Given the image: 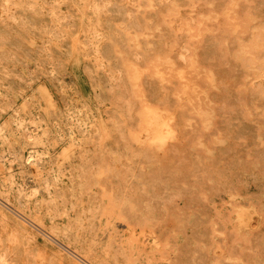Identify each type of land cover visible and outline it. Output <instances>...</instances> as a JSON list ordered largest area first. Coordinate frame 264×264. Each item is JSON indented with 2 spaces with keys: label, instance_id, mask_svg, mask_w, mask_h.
Returning <instances> with one entry per match:
<instances>
[{
  "label": "bare ground",
  "instance_id": "6f19581e",
  "mask_svg": "<svg viewBox=\"0 0 264 264\" xmlns=\"http://www.w3.org/2000/svg\"><path fill=\"white\" fill-rule=\"evenodd\" d=\"M35 1L37 0H0V4H2L4 6V9L6 10H10L12 7H17V8H32L31 4H34ZM75 3H80L82 0H74ZM87 0H85L86 2ZM103 1V2H102ZM117 0H90L92 9L89 10L87 12L86 8H87V4H80L79 9L81 8V10L79 11V17H78V24L79 26L82 27V29L84 27L87 28L89 34L87 36V40L83 39L81 37V40H79V38H77L76 40H74L73 42V49H72V53H73V57L75 58V60L82 64V62L84 63V56L85 54L87 55L89 52H91L90 54L93 53L94 57V63L95 66H99V65H105L106 66V70L108 71L107 73V81L109 82V84H111V86L107 85V89L109 90V97H107V95L103 93L102 88L104 91H106V87L104 86V78H100L99 74L102 73V71L96 75H93L91 78L93 79L91 83H93L94 89L95 87H101V91L96 93L95 96V101H97V108H92L87 110L88 114L87 117H91L92 122H94V126L95 129H92V132L90 133V131L88 130L89 133H82L79 134L76 133V125L74 128L75 130H72L69 132V136L71 139L73 140H78V145L75 142H72L71 144V149L68 150L67 145H65L66 149L64 148L63 152H61L62 154V161H55L56 158L52 156L48 158L49 160L43 161V162H38L36 163L33 167H32V171L34 173H37L38 175H41V182L39 183L40 185H42L45 190V192L43 193L44 197H35V205L36 207H44L46 209V214H48L49 220H52L51 223L49 222V226L48 229L50 231V233H52V235H57L59 236L62 240V242L64 241V244H66V246L69 248V246H72L74 249L70 250L73 254H75V257L78 256L80 254V256H82V258H84V261H88V263L90 262L91 264H208L209 263V258L211 260L210 257L212 251L217 248V247H226L228 249V245L227 244V239L231 240V243L229 242V244H232L231 246H236L237 243V239L240 238L238 237L240 235V229H239V225H241L240 223H237L236 226H230L227 224V222L230 219H227L226 217H223V213H218V212H213L211 213L209 210L207 209H202L198 210V211H192L193 208L187 210V208L182 204L184 203L183 198L180 200L181 204L186 208V210L184 209V207H180L178 210L174 211V206L172 201L174 202L173 199H176V196L180 195V197H182L181 195V190L178 189V191H174V189L176 188H172L171 186V182L169 181V179H167V176L165 178L164 173L169 169L170 172H172L174 174V171L176 169V167H174V165H172L175 169H172L171 164H173L172 161L170 162H166L165 159L167 158V160H174L176 157L179 160L178 157H180V159L182 161H188L189 158V150L186 146H190L188 144V139L185 138V135L183 136V128L184 124L186 123V121H189V117L186 118L187 116L185 115L187 112V108H189V106L185 109L182 105V101H180V97L186 100H190L191 97V93L197 92V88H196V84L195 82L193 83L192 80L188 75H187V70L186 67H191V68H198L200 69L201 67H205L207 66L208 62H210L209 58H208V53H209V49H211V47L213 46V42H210L209 38H208V42H202L201 44H196V47H200L199 50H203V52H199L202 53V55L199 57H191V56H186V50L192 48L193 42L190 40V38L195 37V36H202L203 32L206 29H211L208 26H203L201 24V22L207 18H211V17H217L219 14L223 15V26H224V31L225 32H218L217 33V37L219 36L218 34H225L228 36H231L232 39L234 36H237L241 33V30H239V25H240V20H237L238 16L236 14H232L231 10L234 13V9L236 8L235 6L238 4V0H227V3L223 5L222 9L216 10L214 9V13L212 16H200L199 18H195L196 16L193 14H191V11H194L193 8L195 6L198 5H205V6H210L211 4L213 5V3H215L217 0H136V3L141 7L143 6L144 8H146V10L141 13L139 12L138 14H134L130 15V14H125L124 11L120 16L121 18V22L123 23H119L118 25L116 23H114V21L110 20V22H106L104 21V19L102 18V15L100 14L101 12V6L103 3L107 4L108 2H116ZM120 1V0H119ZM124 1V0H121ZM127 1V0H126ZM134 1V0H133ZM132 1V2H133ZM257 2L258 5L259 1L255 0ZM88 2V1H87ZM254 2V1H253ZM255 2V3H256ZM122 3V2H120ZM109 4V3H108ZM247 4V3H245ZM54 5V4H53ZM90 5V4H89ZM114 5V4H113ZM112 5V6H113ZM118 5V4H117ZM240 5V4H239ZM244 5V4H242ZM251 5V4H250ZM253 5V4H252ZM257 5V7H258ZM50 6V5H49ZM48 6V7H49ZM104 6V4H103ZM106 6V5H105ZM104 6V8H105ZM108 6V5H107ZM111 6V5H110ZM111 6V7H112ZM122 5H120L121 8ZM125 5L123 4L122 7H124ZM135 6V4L133 5ZM159 7V9H154L155 11L152 10H148L149 8L152 7ZM241 6V5H240ZM245 6V5H244ZM242 6V7H244ZM249 6V4H248ZM262 6V5H261ZM110 7V8H111ZM119 7V6H116ZM115 7V8H116ZM131 7V6H129ZM138 7V6H136ZM240 7V8H242ZM253 7V6H252ZM43 9V7H41ZM72 8V7H71ZM103 8V7H102ZM113 8V7H112ZM119 8V9H120ZM126 8V7H125ZM132 8V7H131ZM239 8V9H240ZM245 8V7H244ZM260 7H258V10ZM264 8V7H263ZM14 8H12L13 10ZM39 9V8H38ZM122 9V8H121ZM134 9V8H133ZM139 9V8H138ZM246 9V8H245ZM252 9V8H251ZM17 10H21V9H17ZM58 10V9H57ZM113 12L114 9H112ZM129 10V9H127ZM131 10V9H130ZM142 10V9H140ZM257 10V9H256ZM256 10L254 12H256ZM257 10V11H258ZM0 11H3L0 9ZM39 11V10H38ZM55 11V10H54ZM68 11V10H67ZM108 11V10H107ZM132 11V10H131ZM138 11V10H137ZM152 11V12H151ZM196 11V10H195ZM201 11V10H200ZM211 11V10H210ZM238 11V10H237ZM253 10H251L252 12ZM261 11V10H260ZM264 11V10H263ZM22 12V11H21ZM28 12V11H27ZM30 12V11H29ZM53 12V10H52ZM66 12V11H65ZM70 12V11H69ZM109 12H112L111 9ZM118 12V11H117ZM114 13V14H118V13ZM122 12V10L120 11V13ZM136 12V9H135ZM213 12V11H212ZM32 13V12H31ZM53 15L56 19L61 18V16L57 13V12H53ZM75 13V12H74ZM202 13V12H201ZM203 13L205 14V12L203 11ZM209 13V12H208ZM240 10H239V14H240ZM253 13V12H252ZM22 14V13H21ZM24 14V13H23ZM26 14V12H25ZM48 14V13H47ZM71 14V13H70ZM107 14V13H106ZM109 14V13H108ZM111 14V13H110ZM109 14V15H110ZM207 14V13H206ZM258 14V13H257ZM31 15H29L30 17ZM46 16V15H45ZM65 16V15H64ZM69 16V15H68ZM115 16V15H114ZM199 16V15H197ZM249 16V15H247ZM262 16L264 17V13H262ZM5 17V16H4ZM9 17V16H8ZM28 17V15H27ZM49 17V16H48ZM219 17V16H218ZM241 17V16H240ZM10 18V17H9ZM17 18V17H16ZM31 18V17H30ZM117 18V17H115ZM214 18V19H215ZM221 18V17H219ZM258 18V17H257ZM64 19V17H63ZM107 19H109L107 17ZM111 19V17H110ZM114 19V18H113ZM118 19V18H117ZM221 19V20H222ZM239 19V18H238ZM254 19V18H253ZM252 19V20H253ZM256 19V17H255ZM264 19V18H263ZM262 19V20H263ZM14 21L16 19H13ZM29 20V19H28ZM32 20V19H31ZM50 20V18H49ZM193 20H195L193 22ZM213 20V19H211ZM4 21V20H3ZM20 21V20H19ZM27 21V20H25ZM41 21V20H40ZM52 21V20H51ZM69 21V20H68ZM108 21V20H107ZM118 21V20H117ZM207 21V20H206ZM210 21V20H209ZM217 21V20H216ZM254 21V20H253ZM261 21V20H260ZM2 22V21H1ZM0 22V23H1ZM53 22V21H52ZM63 22V21H62ZM65 22V21H64ZM63 22V23H64ZM116 22V21H115ZM41 23V22H38ZM62 23V24H63ZM66 23V22H65ZM211 23V22H210ZM214 23V22H212ZM216 23V22H215ZM14 24V23H13ZM16 24V23H15ZM27 24V22H26ZM30 24V23H29ZM58 24V22H57ZM116 24V25H115ZM250 24V23H249ZM255 24V23H254ZM28 25V24H27ZM35 25V24H34ZM50 25V24H49ZM207 25V24H205ZM261 25V24H260ZM31 26V25H30ZM58 26V25H57ZM253 26V25H251ZM258 26V25H256ZM41 27V26H40ZM262 27V26H261ZM12 28V27H11ZM27 28V27H26ZM46 28V27H45ZM69 28V27H68ZM73 28V27H72ZM76 28V27H75ZM196 28V29H195ZM249 28V25L245 26L244 30H247ZM258 28V27H257ZM31 29V28H30ZM57 29V28H56ZM167 30V31H163V30ZM195 29V30H193ZM25 30V29H24ZM40 30V29H39ZM53 30V29H52ZM65 30L67 31V29L65 28ZM73 30V29H71ZM204 30V31H203ZM43 31V30H42ZM70 31V30H69ZM4 32H6L4 30ZM22 32V31H21ZM20 32V33H21ZM52 32V31H49ZM72 32V31H70ZM154 32L156 36L158 35V39H156L158 42L157 47H154V44H156L154 42L155 39H153V44L148 41H142L144 39L141 40V35L144 33H152ZM206 32V31H205ZM12 33V32H11ZM15 33V32H14ZM19 33V34H20ZM35 33V32H34ZM38 33V32H37ZM54 33V32H53ZM60 33V31H59ZM76 33V31H75ZM85 33V32H84ZM243 33V31H242ZM249 34V36H251V41L250 42H245L247 43V45H249V47L251 46L252 49H255L256 52H254L251 55V58L249 60L243 61L242 65L245 67V69H248L252 72H254L257 76H261V78H263V80L259 83H257V85L252 86V91L253 94L255 96V93L262 96L264 100V25L262 28L260 29H256V30H252L247 32ZM25 34V32H24ZM56 34V33H55ZM206 34V33H205ZM208 34V33H207ZM207 34L205 36H207ZM215 34V33H214ZM246 34V35H248ZM11 35V34H10ZM13 35V34H12ZM11 35V36H12ZM23 35V34H22ZM27 33L24 36H26ZM42 35V34H41ZM52 34H47V36H50ZM61 35V33H60ZM58 35V36H60ZM145 35V34H144ZM245 35V36H246ZM15 36V35H14ZM17 36V35H16ZM15 36V37H16ZM40 36V35H39ZM37 34V37H39ZM46 36V37H47ZM54 40H55V35H53ZM149 36V35H148ZM209 37L210 34H208ZM213 36V35H212ZM244 36V37H245ZM3 37V36H2ZM13 37V36H12ZM19 37V35H18ZM64 37V36H63ZM76 37V36H75ZM146 37V35H145ZM151 37V36H150ZM157 37V36H156ZM216 37V39H218ZM229 37V40L230 38ZM20 38V37H19ZM29 38V37H28ZM58 38V37H57ZM60 38V37H59ZM67 38V37H66ZM205 39H207L206 37H204ZM214 38V37H212ZM210 38V39H212ZM223 38V37H222ZM225 38V37H224ZM40 39V38H39ZM51 39V37H50ZM71 38L69 37V40ZM82 39L84 41H82ZM151 40V38H149ZM200 39V38H199ZM242 39V38H240ZM239 39V40H240ZM7 40V39H6ZM5 40V41H6ZM24 39L22 38V43ZM47 40V39H46ZM53 40V39H52ZM214 40V39H213ZM212 40V41H213ZM224 40V39H223ZM227 40V39H226ZM247 40V37H246ZM14 40H12L13 43ZM19 41V39H18ZM44 41V40H43ZM62 41L64 42V40L62 39ZM67 41V40H65ZM71 41V40H70ZM205 41V40H204ZM216 42V40H214ZM11 42V40H10ZM9 42V44H10ZM30 45H31V38L29 40ZM227 42V41H226ZM231 42V41H230ZM233 42L236 44V41ZM243 42V41H240ZM239 42V43H240ZM59 43V42H58ZM62 43V42H61ZM232 43V42H231ZM244 43V44H245ZM1 44V43H0ZM16 44V43H14ZM17 43L16 47H20L18 46ZM26 44V43H25ZM24 44V45H25ZM28 44V41H27ZM44 44V43H43ZM42 44V45H43ZM56 44V43H55ZM64 43H62L61 45H63ZM68 44V43H66ZM229 44V43H228ZM234 44V45H235ZM23 45V44H21ZM41 45V44H38ZM65 45V44H64ZM63 45V48H64ZM212 45V46H211ZM218 45V43H217ZM216 45V46H217ZM237 45V44H236ZM241 45V44H240ZM12 46V44H11ZM14 46V45H13ZM12 46V47H13ZM28 47V45H25ZM23 46V47H25ZM46 46V45H45ZM54 46V45H53ZM72 46V45H71ZM156 46V45H155ZM230 46V50H231V46L232 44L229 45ZM10 47V46H8ZM26 47V49H28ZM38 47V46H36ZM44 47V45H43ZM55 47V46H54ZM62 47V46H61ZM69 47V46H68ZM234 47V46H233ZM236 47V46H235ZM240 47V46H239ZM11 48V47H10ZM30 48V47H29ZM49 48V47H48ZM57 49H59L58 47H56ZM66 48V47H65ZM64 48V49H65ZM70 48V47H69ZM223 48V47H222ZM246 48V47H244ZM248 48V47H247ZM39 49V48H38ZM55 49V48H54ZM219 48H216L214 50H217ZM251 49V50H252ZM12 50V49H11ZM15 51V47L13 49ZM40 50V49H39ZM209 50V51H208ZM229 50V51H230ZM237 50V49H236ZM244 53L245 52V49ZM248 50V49H246ZM9 51V50H8ZM29 51V50H28ZM32 51V49H31ZM33 51H35V48L33 49ZM32 51V52H33ZM44 50H41V52ZM52 51V50H51ZM54 51V50H53ZM68 51V50H66ZM196 51V50H195ZM208 51V53H207ZM232 51V50H231ZM238 51V50H237ZM250 51V50H248ZM5 51H3L4 53ZM27 52V51H26ZM31 52V53H32ZM63 51H61L62 53ZM69 52V51H68ZM180 52L181 56L183 57V61L185 62L184 67H180L178 65V61L176 59L177 53ZM198 52V51H197ZM212 52V50H211ZM210 52V54H211ZM214 52V51H213ZM220 51H218V56ZM227 52V51H226ZM1 53V52H0ZM14 53V52H13ZM39 53V52H38ZM48 53V52H47ZM51 53V52H50ZM50 53H48L50 55ZM60 53V51H59ZM65 53V52H64ZM71 53V54H72ZM198 53V54H199ZM239 53V52H238ZM252 52H247V54H250ZM6 54V53H5ZM12 54V51H11ZM17 54V53H16ZM15 54V55H16ZM35 54V53H34ZM43 55V53H40V55ZM53 54V53H52ZM52 54L50 56H52ZM55 54V53H54ZM66 54V53H65ZM69 54V53H68ZM240 54V53H239ZM242 54V53H241ZM4 55V54H3ZM8 55V53H7ZM25 55V54H24ZM39 55V56H40ZM47 55V54H46ZM47 55V56H49ZM57 55V54H56ZM59 55V54H58ZM64 55V54H63ZM70 55V54H69ZM191 55V54H189ZM196 55V53L194 54ZM216 55V52H215ZM214 55V57H215ZM1 56V55H0ZM6 56V55H5ZM21 56V55H20ZM20 56L18 58H20ZM46 56V58H47ZM49 56V58L51 59V57ZM11 57V56H10ZM23 57V56H22ZM21 57V58H22ZM28 57V56H27ZM41 57V56H40ZM69 57V56H68ZM210 57L214 58L213 56L210 55ZM1 58V57H0ZM13 58L15 59L14 55ZM17 58V56H16ZM26 58V56H25ZM44 58V55H43ZM54 58V57H53ZM56 58V57H55ZM62 58V57H61ZM66 59V57H64ZM62 58V60L64 59ZM219 58H221V56H219ZM225 58V57H224ZM223 58V61L226 60ZM229 57L227 56V59ZM4 60V56L3 58H1V60ZM14 59H10L13 62H15L16 60ZM24 59V58H23ZM57 59V58H56ZM55 59V60H56ZM59 59V58H58ZM216 59V57H215ZM230 59H232V57H230ZM0 60V61H1ZM2 60V62H3ZM7 61V59H5ZM4 60V61H5ZM9 60V59H8ZM21 60V59H20ZM33 60V59H32ZM47 60V59H46ZM45 60V61H46ZM52 60V59H51ZM67 60V59H66ZM89 60V59H88ZM87 60V61H88ZM201 60V63H199ZM209 60V61H208ZM222 60V59H221ZM234 60V59H233ZM5 61L6 65L7 62ZM19 61V59H18ZM17 61V62H18ZM22 61V60H21ZM40 61V60H39ZM44 61V60H43ZM93 61V60H92ZM180 61V59H179ZM182 61V60H181ZM180 61V62H181ZM208 61V62H207ZM216 61V60H215ZM219 61V59H218ZM216 61V62H218ZM229 61V60H228ZM232 61V60H230ZM235 61V60H234ZM10 62V61H9ZM8 62V63H9ZM25 62V61H24ZM36 62V61H35ZM49 62V61H48ZM51 62V61H50ZM49 62V64H50ZM60 63V61H58ZM62 62V61H61ZM65 62V61H64ZM91 62V61H90ZM207 62V64H206ZM215 62V63H216ZM237 62V61H235ZM235 62H232L233 64ZM1 63V62H0ZM16 63V62H15ZM27 63V61H26ZM39 63V62H38ZM37 62L35 64H38ZM53 63V62H52ZM67 63V62H66ZM93 63V64H94ZM183 63V62H181ZM225 63V61H224ZM240 63V62H239ZM14 64V63H13ZM12 64V67H13ZM48 64V63H47ZM55 64V63H54ZM57 64V61H56ZM62 64V63H61ZM60 64V65H61ZM223 64V63H221ZM220 64V65H221ZM228 64V63H227ZM233 64L231 65L233 67ZM25 65V64H24ZM44 65V62H43ZM42 65V66H43ZM59 65V66H60ZM212 65V64H210ZM230 64H228V67ZM237 65V64H236ZM240 65V64H239ZM238 65V67H239ZM11 66V65H10ZM14 66L16 67L17 65L14 64ZM19 66V64H18ZM40 66V65H39ZM50 66V65H49ZM48 66V67H49ZM53 66V64L51 65ZM62 66V65H61ZM85 66H87V64H85ZM90 66V65H88ZM209 66V64H208ZM213 66V65H212ZM217 66V64H216ZM219 66V65H218ZM227 66V65H226ZM30 67V65H29ZM32 67V66H31ZM37 67V66H35ZM56 67V66H54ZM52 67L53 69H56ZM211 67V66H210ZM221 67H224L221 65ZM231 67V68H232ZM237 67V68H238ZM5 68V67H4ZM26 71H27V67L25 66ZM33 68V67H32ZM50 68V67H49ZM60 68V67H59ZM62 68V67H61ZM67 68V67H66ZM82 68V67H81ZM89 68V67H88ZM98 68V67H97ZM185 68V69H184ZM214 69L217 67H213ZM220 68V66H219ZM234 68V67H233ZM243 68V67H242ZM242 68H239L238 70L242 71ZM39 69V68H38ZM44 69V66H43ZM85 69V68H84ZM92 69V68H91ZM190 69V68H189ZM202 69H206V68H202ZM209 69V68H208ZM212 69V68H211ZM210 69V70H211ZM10 74H11V70H13L12 68L10 69ZM17 70V69H16ZM22 70V69H21ZM20 70V71H21ZM40 70V69H39ZM38 70V71H39ZM47 70V69H45ZM49 70V69H48ZM52 70V69H51ZM51 70L49 71V73L51 72ZM57 70V69H56ZM90 70V69H89ZM88 70V71H89ZM100 70V69H99ZM195 70V69H194ZM230 70V69H229ZM237 70V69H236ZM1 71V70H0ZM5 71V70H2ZM36 71V70H35ZM58 71V70H57ZM56 71V72H57ZM64 71V70H63ZM63 71H58L59 76ZM68 71V69H67ZM218 71V69H217ZM232 72V70H230ZM240 71H236V72H240ZM244 71V70H243ZM242 71V72H243ZM7 72V71H6ZM5 72V73H6ZM14 72V71H13ZM12 72V73H13ZM45 72V71H44ZM69 72V71H68ZM99 72V71H98ZM195 72V71H194ZM206 72V71H205ZM203 71V73H205ZM209 74H206L208 83L212 86H215V88L218 85H221L223 87V91H225V89H227L229 86L225 83L224 80H220L218 77L216 78L215 74L210 73L211 71H208ZM235 72V73H236ZM249 75H251V73ZM19 73V72H18ZM28 73V72H27ZM30 73V72H29ZM28 73V74H29ZM35 73V72H33ZM55 73V72H54ZM89 73V72H88ZM92 73V70H91ZM90 73V75H91ZM169 73V74H168ZM199 73V72H198ZM217 73V72H215ZM233 73V74H235ZM9 74V76H10ZM21 74V72H20ZM38 74V73H37ZM34 74V75H37ZM46 74H48L46 72ZM43 73V75H46ZM56 74V73H55ZM57 74V75H58ZM71 74V73H70ZM94 74V73H93ZM155 74L156 75V81H160V84H158L155 79H152V81H155V91H151L150 93L148 92V89L146 86H144V79H147L149 76ZM168 74V75H167ZM191 74V73H190ZM189 74V75H190ZM241 74V73H240ZM1 75V74H0ZM3 75V74H2ZM8 75V72H7ZM14 75V74H13ZM24 75V74H23ZM41 75V74H40ZM49 75V74H48ZM56 75V76H57ZM86 75L88 76V74L86 73ZM89 75V76H90ZM101 75V74H100ZM104 75V73H103ZM218 75V74H216ZM6 76V75H3ZM1 76V77H3ZM12 76V75H11ZM29 76V75H28ZM31 76V75H30ZM39 76V75H38ZM53 76V73H52ZM63 76V75H62ZM61 76V77H62ZM68 76V75H67ZM72 76V75H71ZM239 76V75H238ZM244 76V75H243ZM14 77H16V74L14 75ZM13 77V78H14ZM24 77V76H23ZM46 77V76H45ZM51 77V76H50ZM55 77V76H54ZM167 77H169L171 79V81H173L174 83V87L172 88V86L169 89V86L171 85H162L163 80L166 81ZM233 77V75H232ZM235 77V76H234ZM233 77V78H234ZM237 77V76H236ZM240 77V76H239ZM238 77V78H239ZM242 77V76H241ZM240 77V78H241ZM248 77V76H247ZM245 77V79L247 78ZM12 78V77H11ZM10 78V79H11ZM18 78V77H16ZM34 78V77H33ZM37 78V76H36ZM48 78V76H47ZM90 78V77H89ZM221 78V77H220ZM254 78V77H253ZM260 78V79H261ZM9 79V78H8ZM9 79V81H11ZM23 80V78H21ZM38 79V78H37ZM42 79V78H41ZM50 78H48L49 80ZM52 79V78H51ZM57 79V78H55ZM105 79V80H106ZM151 79V78H149ZM166 79V80H165ZM252 78H250L251 80ZM255 79V78H254ZM259 79V78H258ZM259 79V80H260ZM7 80V79H6ZM4 80V81H6ZM19 80V78H18ZM25 80V79H24ZM31 80V78H30ZM45 80V79H43ZM65 80V79H63ZM169 80V79H168ZM234 80H236L234 78ZM253 80V79H252ZM258 80V81H259ZM12 84L16 85V81L15 79L12 80ZM15 81V82H14ZM35 81V80H34ZM50 81V80H49ZM58 81V79L56 80ZM55 81V82H56ZM200 81V80H199ZM233 81V80H232ZM241 81V79H240ZM239 81V82H240ZM244 81V80H243ZM241 81V82H243ZM256 81V80H255ZM254 81V82H255ZM8 82V81H7ZM6 82V84H8ZM24 82V81H23ZM28 82V81H27ZM44 82V81H43ZM42 82V83H43ZM52 82V80L50 81ZM54 82V81H53ZM52 82V83H53ZM65 83L67 81H64ZM170 82V81H169ZM249 81H247L248 83ZM257 82V81H256ZM3 83V80H2ZM5 83V82H4ZM21 83V82H19ZM25 83V82H24ZM60 83V82H59ZM64 83V84H65ZM150 83V82H149ZM153 83V84H154ZM168 83V82H167ZM202 83V82H200ZM205 83V82H204ZM235 83V81H234ZM232 84L233 86L235 84ZM245 83V82H244ZM1 84V83H0ZM11 84V82H10ZM11 84V85H12ZM22 84V83H21ZM28 84V83H26ZM26 84L24 86H26ZM30 84V83H29ZM28 84V85H29ZM49 84V83H48ZM56 85V83H53ZM62 84V82H61ZM76 84V83H74ZM90 84V83H89ZM59 85V84H58ZM63 85V84H62ZM68 85V84H67ZM71 85V84H70ZM149 85V84H148ZM203 85V84H201ZM206 85V84H205ZM217 85V86H216ZM230 85V84H229ZM238 86V81L237 84ZM243 85V83H242ZM242 85H240L242 87ZM247 85V84H246ZM21 86V85H20ZM22 86V87H24ZM31 86V85H30ZM49 86V85H48ZM69 86V85H68ZM72 86V85H71ZM232 86V87H233ZM245 86V85H244ZM6 87V86H5ZM4 87V88H5ZM13 87V85H12ZM18 87V86H17ZM15 87V88H17ZM21 87V88H22ZM29 87V86H26ZM46 87V86H45ZM61 87V86H60ZM91 87V86H90ZM150 87V86H149ZM200 87V86H199ZM206 87V86H205ZM208 87V86H207ZM227 87V88H226ZM236 87V86H235ZM233 87L234 89H237ZM249 87V85H248ZM248 87L245 88L248 89ZM251 87V86H250ZM249 87V88H250ZM14 88V89H15ZM20 88V87H19ZM25 88V87H24ZM43 88V87H42ZM74 88V87H73ZM92 88V87H91ZM172 88V89H171ZM232 88V89H233ZM3 89V88H2ZM10 89V87L8 88ZM18 89V88H17ZM34 89V88H33ZM47 89V87H46ZM56 89V88H55ZM62 89H66V88H62ZM69 89V88H67ZM93 89V88H92ZM99 89V88H97ZM153 89V87H152ZM200 89H202L200 87ZM219 89V86H218ZM229 89V88H228ZM244 89V88H243ZM245 89V90H246ZM4 92H6V89H3ZM16 90V89H15ZM23 90V89H22ZM35 90V89H34ZM51 92V89H49ZM54 90V89H53ZM107 90V93H108ZM211 90V89H209ZM213 90V89H212ZM216 90V89H215ZM220 90V92H221ZM240 90V89H238ZM237 90V93L239 92ZM242 90V89H241ZM2 91V90H1ZM10 91H12L10 89ZM19 91V90H16ZM25 91V90H24ZM37 91V90H36ZM56 91V90H55ZM64 91V90H63ZM68 91V90H66ZM99 91V90H98ZM120 93H118V92ZM229 91V90H228ZM227 92H223L225 93V96ZM21 92V91H20ZM20 92L18 94H20ZM35 92V91H34ZM58 92V91H57ZM75 92V89H74ZM94 92V91H93ZM204 92V91H203ZM206 92V91H205ZM216 92V91H214ZM213 92V93H214ZM235 92V91H234ZM248 92H250L248 90ZM8 93V92H7ZM6 93V95H7ZM12 93V92H10ZM30 93V92H29ZM38 94V92H36ZM53 93V92H52ZM67 93V92H66ZM78 93V92H77ZM118 93V94H117ZM200 94V92H197ZM231 93V91H230ZM236 93V94H237ZM242 93V92H241ZM246 93V92H245ZM5 94V93H4ZM28 94V93H27ZM68 94V93H67ZM66 94V95H67ZM73 94V93H72ZM76 94V93H74ZM117 94V95H116ZM127 94V95H126ZM207 94V92H206ZM212 94V93H211ZM216 95V93H214ZM213 94V96H214ZM222 94V93H221ZM220 94V95H221ZM232 94H234L232 92ZM239 94V93H238ZM244 94V93H243ZM247 94V93H246ZM249 94V93H248ZM253 94L251 96H253ZM2 95V94H1ZM13 95V93L11 94ZM25 95V94H24ZM39 95V94H38ZM56 95V94H55ZM60 95V94H59ZM59 95L55 96V97H59ZM78 95V94H76ZM95 95V94H94ZM196 95V96H197ZM210 95V94H209ZM224 95V94H222ZM231 95V94H230ZM235 95V94H234ZM233 95V96H234ZM5 96V95H3ZM22 96V94H21ZM30 96V95H29ZM40 96V95H39ZM61 96V95H60ZM63 96V95H62ZM71 96V94H70ZM68 96V97H70ZM80 96L83 97V95L80 93ZM80 96H79V100H80ZM123 96L125 98H123ZM206 96V95H205ZM219 96V95H217ZM229 96V95H228ZM242 96V95H241ZM248 95L244 96L247 97ZM10 97V96H9ZM26 97V96H24ZM32 97V96H31ZM41 97V96H40ZM65 97V96H63ZM62 97V98H63ZM93 97V95H92ZM212 97V96H211ZM237 97V96H236ZM4 98V97H3ZM7 98V96L5 97ZM11 98V97H10ZM9 98V99H10ZM33 98V97H32ZM58 98H56L58 100ZM76 98V97H75ZM73 98V100L75 99ZM193 98V97H192ZM198 98V97H197ZM200 98V97H199ZM206 98V97H205ZM221 98V96L219 97ZM232 98V97H231ZM235 98V97H233ZM257 98V97H256ZM255 98V99H256ZM260 97H258L259 100ZM2 99V98H0ZM36 100V98H34ZM38 99V97H37ZM55 99V98H54ZM69 99V98H68ZM77 99V100H78ZM179 99V101H178ZM194 99V98H193ZM212 98H209V101ZM213 99H217L218 98H213ZM222 99V98H221ZM223 99H225V97H223ZM242 99V98H241ZM252 99V97H251ZM261 99V98H260ZM13 100V99H11ZM28 100V99H27ZM63 100V99H61ZM60 100V102H61ZM64 100H66L64 98ZM63 100V101H64ZM109 101V106L106 107L104 109V107L102 108V104L104 106V102L105 101ZM177 100V101H175ZM226 100H228L226 98ZM224 100V101H226ZM230 102L232 101L231 99H229ZM234 100V99H233ZM246 100V98H245ZM253 100V99H252ZM257 100V101H258ZM31 101V100H28ZM27 101V102H28ZM34 101V100H33ZM38 101V100H37ZM36 101V102H37ZM41 101V98H40ZM70 101V100H69ZM75 101V100H74ZM195 101V100H193ZM215 101V102H216ZM219 101V100H218ZM223 101V100H222ZM236 101V100H234ZM238 101L240 102H236L237 106L239 104H243L241 102V100H239L238 97ZM254 101V100H253ZM252 101V102H253ZM1 102V101H0ZM10 102V100H9ZM23 102V101H22ZM25 102V101H24ZM35 102V101H34ZM48 102L49 105L52 106L54 105L55 101L53 102L52 98H48ZM75 102H80V101H75ZM81 102H83L81 100ZM86 102V101H84ZM227 102V101H226ZM226 102H224V106L221 107V109H223L225 107V109L228 112V109L226 108L227 105H229V103L227 105ZM247 102V100H246ZM256 102V101H255ZM260 102V101H259ZM258 102V103H259ZM4 103V102H2ZM1 103V104H2ZM8 103V102H7ZM14 103V102H13ZM17 103V102H16ZM15 103V104H16ZM33 103V102H32ZM64 103V102H63ZM62 103V104H63ZM70 103V102H67ZM185 103V102H183ZM190 103V102H189ZM201 103V102H200ZM211 103V102H209ZM213 103V102H212ZM217 103V102H216ZM222 102H220L221 104ZM232 103V102H231ZM250 103V101H249ZM264 104V101L262 102ZM42 104H43V100H42ZM61 104V103H60ZM66 104V102H65ZM82 104V103H81ZM214 104V103H213ZM219 104V106H220ZM255 104V103H254ZM261 103H259L258 105H260ZM8 105V104H6ZM11 105V103H10ZM9 105V106H10ZM17 106H19L18 104H16ZM15 105V107H16ZM21 105V103H20ZM29 105V104H28ZM32 105V104H31ZM34 105V104H33ZM37 105L40 106L39 102L37 103ZM64 105V104H63ZM84 105V104H83ZM82 105V106H83ZM95 105V107H96ZM193 106V104H191ZM223 105V104H222ZM221 105V106H222ZM231 105V104H230ZM251 105L253 106V104L251 103ZM249 107H252V106ZM36 106V105H35ZM59 106V105H58ZM62 106V105H61ZM81 106V105H80ZM86 106H89V104L86 103ZM209 106V105H208ZM215 106V105H213ZM261 106V105H260ZM32 107V106H31ZM60 107V106H59ZM64 108V106H62ZM68 106V110H69ZM72 107V106H71ZM79 107V106H78ZM90 107V106H89ZM88 107V108H89ZM194 107V106H193ZM218 107V105H217ZM229 107V106H228ZM242 108L244 106H241ZM239 107V110L243 111V109ZM248 107V108H249ZM11 108V106L9 107ZM30 108V107H29ZM39 108V107H38ZM66 108V106H65ZM75 108V107H73ZM71 108V109H73ZM81 108V107H80ZM83 108V107H82ZM81 108V109H82ZM195 108V107H194ZM202 108V107H201ZM200 107L195 110H193L194 112L200 114L201 116L205 115L207 112L204 109H201ZM220 108V107H219ZM216 108L215 109H219ZM236 108V107H235ZM253 110L255 107H252ZM258 108V107H257ZM264 108V107H263ZM15 109V108H14ZM18 109V108H17ZM47 109V108H46ZM50 109V108H49ZM58 109V108H57ZM77 109V108H76ZM191 109V107L189 108ZM225 109L223 110V112H225ZM8 110V109H7ZM13 110V109H12ZM60 110V109H59ZM64 110V109H63ZM67 110V111H68ZM84 110V109H83ZM210 110V109H207ZM238 110V111H239ZM250 110V109H249ZM3 111V110H1ZM20 111V110H19ZM18 111V112H19ZM26 113L27 111L24 110ZM50 111V110H49ZM52 111V109H51ZM56 111V110H55ZM75 111V110H74ZM86 111V110H84ZM189 111V110H188ZM192 112V110H190ZM236 111V110H235ZM238 111H236L235 113H237ZM239 111L237 113V115H239V113L241 115L242 112ZM247 111V110H246ZM261 111V110H260ZM5 112V111H4ZM8 112V111H7ZM61 112V111H60ZM192 112V113H194ZM219 112V111H218ZM222 112V113H223ZM255 112V111H254ZM11 113V111H10ZM9 113V114H10ZM15 113V111L13 112V114ZM17 113V112H16ZM15 113V114H16ZM40 113V112H39ZM52 113V112H50ZM59 113V112H58ZM70 113V112H69ZM73 113V112H72ZM76 113V112H75ZM78 113V112H77ZM195 113V114H196ZM211 113V112H210ZM214 113V112H213ZM226 113V112H225ZM247 112H245L246 114ZM250 113V112H249ZM253 113V112H252ZM257 113V112H256ZM23 114V112H22ZM29 114V113H28ZM31 114V113H30ZM20 116L18 119H15L19 122L20 126L22 130L20 132V134H24V138H31L33 135V133L31 134V132L27 131L28 127L27 124L28 122H33L31 120V116ZM38 114V113H37ZM35 114V115H37ZM42 114V113H41ZM63 114V112H62ZM61 114V115H62ZM188 114V112H187ZM1 115V114H0ZM33 115V113L31 114ZM45 115V114H44ZM60 115V116H61ZM74 115V114H72ZM84 115V114H83ZM85 115V116H86ZM218 115V113H217ZM236 115V114H235ZM234 115V116H235ZM14 116V115H13ZM19 116V115H18ZM34 116V115H33ZM32 116V118H33ZM49 116V115H48ZM51 116V114H50ZM63 116V115H62ZM68 116V115H67ZM71 116V115H70ZM194 116V115H192ZM212 116V115H211ZM240 116V115H239ZM8 117H10L8 115ZM35 117V116H34ZM38 117V116H37ZM53 117V116H52ZM74 117V116H73ZM79 117V116H78ZM82 117V114H81ZM195 117V116H194ZM217 117V116H216ZM11 118V117H10ZM13 118V117H12ZM62 118V117H61ZM71 119V117H69ZM191 118V116H190ZM202 119V117H200ZM204 118V117H203ZM211 118V117H210ZM212 118H214L212 116ZM241 118V117H240ZM245 118V117H243ZM242 118V119H243ZM4 119V118H3ZM6 119V118H5ZM35 119V118H33ZM49 119V118H48ZM52 119V118H51ZM63 119V118H62ZM66 119V118H65ZM77 119V118H76ZM82 119V118H80ZM90 119V118H89ZM88 119V120H89ZM206 119V118H205ZM241 119V120H242ZM7 120V119H6ZM54 120V119H53ZM73 120V119H72ZM84 120V119H83ZM82 120V121H83ZM204 120V119H203ZM240 120V119H239ZM244 120V119H243ZM242 120V121H243ZM4 121V120H2ZM10 121V119H9ZM38 121V119H37ZM36 121V122H37ZM40 121V120H39ZM44 121V120H43ZM62 121V120H61ZM81 121V122H82ZM87 121V119H86ZM91 121V120H89ZM241 121V122H242ZM8 122V121H7ZM16 121H14L15 123ZM27 122V124H26ZM30 122V123H31ZM35 122V120H34ZM42 122V121H41ZM46 122V121H45ZM56 122V120H55ZM60 122V121H59ZM67 121H65V123L62 122L63 125L66 124ZM80 122V123H81ZM91 122V123H92ZM192 122V121H191ZM234 122V121H233ZM235 122H237V124L239 125L238 121L236 120ZM6 123V122H4ZM3 123V125H4ZM39 124V122H37ZM36 123V125H37ZM53 123V122H52ZM75 123V122H74ZM79 123V124H80ZM84 123V122H83ZM88 123V122H87ZM90 123V122H89ZM193 123V122H192ZM214 123L215 120H214ZM232 123V122H231ZM248 123V122H246ZM243 123V124H246ZM7 124V123H6ZM5 124V125H6ZM11 124V121H10ZM46 124V123H45ZM57 124V123H56ZM61 124V123H60ZM77 124V122H76ZM212 124V122H211ZM219 124V123H218ZM216 123V126L218 125ZM229 124V122L227 123ZM241 125V127L243 126L244 129V125ZM3 125L0 126V137H4L5 133L3 132L2 128ZM8 125V124H7ZM14 125V124H13ZM18 125V124H17ZM16 125V126H17ZM18 125V127H19ZM34 125V124H33ZM40 125V124H39ZM44 125V124H43ZM62 125V126H63ZM69 125V124H68ZM73 125V124H72ZM71 125V126H72ZM83 125V124H82ZM92 125V126H93ZM204 125V124H203ZM208 125V124H207ZM223 125V124H222ZM231 125V124H230ZM233 125V124H232ZM247 125V124H246ZM48 126V125H47ZM58 126V125H57ZM61 126V125H60ZM91 125L89 124V127ZM188 126V125H187ZM205 126V125H204ZM220 126V125H219ZM218 126V127H219ZM234 126V125H233ZM240 126V125H239ZM250 126V125H249ZM5 127V126H4ZM12 125L10 126L11 129ZM26 127V128H25ZM39 127V126H38ZM41 127V126H40ZM44 127V126H43ZM42 127V128H43ZM66 127V126H65ZM73 127V126H72ZM71 127V128H72ZM197 126H195L196 128ZM209 127V126H208ZM207 127V128H208ZM227 127V126H226ZM238 127V126H237ZM248 127V126H247ZM14 128V127H13ZM17 128V127H16ZM20 128V127H19ZM18 128V129H19ZM49 128V127H48ZM45 128L42 131V135L35 136V140L34 141L36 144V142H40L41 143H48V140L50 138V136L52 137V131L50 130V128ZM54 128V127H53ZM60 128V127H59ZM62 128V127H61ZM61 128L59 130H61ZM70 128V127H69ZM91 128V127H90ZM188 128V127H186ZM193 128V127H192ZM189 131H191V129ZM229 126H228V130H229ZM249 128V127H248ZM251 128V127H250ZM249 128V129H250ZM258 128V127H256ZM16 129V130H18ZM34 129H36L34 127ZM200 129V126H199ZM205 129V127H204ZM213 129V127H212ZM211 129V130H212ZM226 129V128H225ZM231 129V128H230ZM240 129V128H236ZM248 129V130H249ZM255 129V128H254ZM15 130V128L13 129ZM20 130V129H19ZM33 130V129H32ZM56 130V128H55ZM59 130H56V132L58 131V133L60 132ZM63 130V129H62ZM65 130V129H64ZM63 130V131H64ZM69 130V129H68ZM81 130H82V126H81ZM80 130V131H81ZM84 130V129H83ZM91 130V129H90ZM187 130V129H185ZM184 130V131H185ZM196 130V129H195ZM193 128V132L195 131ZM208 130V129H207ZM227 130V131H228ZM234 130V128H233ZM232 130V132H234ZM241 130V129H240ZM238 130V131H240ZM246 130V128H245ZM248 130L247 133H248ZM252 130V129H251ZM86 131V129H85ZM198 131V129H197ZM224 131V130H223ZM226 131V132H227ZM243 131V130H242ZM245 131V132H246ZM256 133V130H254ZM6 132V129H5ZM211 133L213 132L210 131ZM237 132V131H236ZM235 132V133H236ZM253 132V130L251 131V133ZM13 134H15V132H11ZM191 132H189L190 134ZM196 133V131H195ZM199 133V132H198ZM197 133V134H198ZM214 133V132H213ZM216 133V132H215ZM229 133L230 130H229ZM246 133V134H247ZM13 134H11L12 136H14ZM41 134V133H40ZM54 134V133H53ZM68 134V133H67ZM187 134V133H186ZM194 134V133H193ZM190 134V135H193ZM237 135L239 134L238 132L236 133ZM17 135V134H15ZM55 135V134H54ZM58 134H56L57 137ZM189 135V136H190ZM196 135V134H195ZM226 135V133H225ZM224 135V136H225ZM228 135V134H227ZM226 135V136H227ZM232 135V134H231ZM230 135V136H231ZM256 136V134H254ZM59 136H63V132L59 133ZM67 136V135H66ZM199 136V135H198ZM197 136V137H198ZM235 136V135H234ZM233 136V137H234ZM16 137H19L16 136ZM55 137V136H54ZM59 137V138H60ZM64 137V136H63ZM192 137V136H191ZM200 137V136H199ZM198 137V138H199ZM215 137V136H213ZM217 137V136H216ZM22 137L20 136V139ZM196 138V136H195ZM194 138V140H195ZM210 138V137H209ZM206 138V142L207 139ZM225 138V137H224ZM229 138V136H228ZM231 139H236V136L234 138L230 137ZM6 139V138H5ZM8 139V138H7ZM6 139V140H7ZM33 139V137H32ZM51 139V138H50ZM53 139V137H52ZM55 139V138H54ZM58 139V138H57ZM61 139V138H60ZM59 139V140H60ZM190 139V138H189ZM193 138H191L192 140ZM214 139V138H213ZM212 139V140H213ZM217 139V138H216ZM215 139V140H216ZM231 139L229 140L231 143ZM234 139V141H236ZM13 140V139H12ZM27 140V139H26ZM63 140V139H62ZM67 140V139H64ZM69 140V139H68ZM198 140V139H197ZM1 141V140H0ZM3 141V140H2ZM9 141V139H8ZM51 141V140H50ZM72 141V140H71ZM93 142V147L91 148V143L88 145L87 142ZM201 141V140H200ZM203 141V140H202ZM28 144L31 143L28 140ZM31 142H33L31 140ZM60 141H57V143H59ZM64 142V141H63ZM66 142V141H65ZM194 142V141H193ZM4 143L5 142L4 140ZM19 143V142H18ZM56 143V140L51 142L50 146H47V150L48 152H53V147L52 145H54ZM67 143V142H66ZM70 143V142H69ZM74 143V144H73ZM190 143V142H189ZM195 143V142H194ZM209 143V142H208ZM237 143V141H236ZM9 144V143H7ZM11 144V143H10ZM9 144V145H10ZM2 146V144H0ZM13 145V143L11 144ZM20 145V144H18ZM17 145V146H18ZM27 145V144H26ZM70 145V144H69ZM79 148V150H75V147ZM196 145V144H195ZM210 146V144H208ZM230 145V144H229ZM232 145H234L233 141H232ZM0 146V148H1ZM7 146V145H6ZM29 146V145H28ZM35 146V145H34ZM33 143H32V147ZM37 146V145H36ZM42 145H40L39 147H41ZM46 146V145H44ZM42 146V147H44ZM203 146L204 145H200ZM235 146V145H234ZM21 147V146H20ZM38 147V146H37ZM38 147V148H39ZM193 147V146H192ZM211 147V146H210ZM16 148V147H15ZM31 148V147H30ZM207 148V147H206ZM230 148V146L228 147V149ZM235 148V147H234ZM231 146V149H234ZM10 149V148H9ZM19 148H16V150ZM23 149V148H22ZM45 149V148H44ZM56 149V148H55ZM190 149V148H189ZM193 149H198V147H195ZM227 149V150H228ZM1 150V149H0ZM11 150V149H10ZM29 150V149H27ZM35 150V149H34ZM42 150V149H41ZM46 150V149H45ZM192 150V149H191ZM200 149H198L196 152L200 151ZM20 151V150H18ZM61 151V150H60ZM59 151V152H60ZM207 151V150H206ZM211 151V150H210ZM214 151V150H213ZM15 152V151H14ZM13 152V153H14ZM17 152V151H16ZM23 153V151H21ZM27 152V151H26ZM37 152V151H36ZM45 153V154H48ZM57 152V151H56ZM212 152V151H211ZM225 152V151H224ZM224 152L222 153V156L224 154ZM235 152V151H233ZM232 152V153H233ZM10 153V151H9ZM12 153V154H13ZM38 153V152H37ZM55 153V152H54ZM204 153V152H203ZM209 153V151L207 152ZM230 153V152H227ZM227 153L225 154L227 156ZM237 153V150H236ZM233 153V154H236ZM1 154V153H0ZM4 154V153H3ZM8 154V153H7ZM21 154V153H20ZM40 154V153H39ZM44 154V152L42 153ZM41 154V155H42ZM10 155V154H9ZM15 156V153L13 154ZM24 155V153H23ZM22 155V157H23ZM27 155V154H26ZM57 155V154H56ZM191 155V154H190ZM198 155V154H197ZM202 155V154H201ZM205 157L206 154L204 153ZM232 155V154H231ZM6 156V155H5ZM20 157V155H17ZM33 154L29 153L28 154V159H25L26 161L30 159V157H32ZM37 156V155H36ZM55 156V154H54ZM58 156V155H57ZM193 156V155H192ZM215 156V155H214ZM221 156V154H220ZM229 156V155H228ZM227 156V157H228ZM233 156V155H232ZM1 158L3 156H0ZM8 157V156H7ZM44 157V156H43ZM75 157V160H70L71 158ZM200 157V156H199ZM204 156L200 157V160H204L205 158ZM213 157V156H212ZM231 157V156H230ZM229 157V158H230ZM235 157V156H233ZM10 158V157H9ZM8 158V159H9ZM13 158V157H12ZM27 158V157H26ZM4 159V157H3ZM16 158L13 159V161ZM21 161L24 159L20 158ZM231 159V158H230ZM235 159L237 160V158L235 157ZM7 160V159H5ZM31 160V159H30ZM40 160V159H39ZM38 160V161H39ZM177 160V161H178ZM180 160V162H181ZM193 160V158H192ZM207 160V159H206ZM209 160V159H208ZM216 160V159H215ZM221 160V158H220ZM223 160V159H222ZM226 160V159H225ZM8 161V160H7ZM176 161V162H177ZM186 161V162H187ZM190 161V160H189ZM212 161V160H211ZM208 161V162H211ZM229 161V160H228ZM241 161V160H240ZM239 161V162H240ZM9 162H11L9 160ZM8 162V163H9ZM24 162V161H22ZM21 162V165L24 164ZM29 162V161H28ZM35 162V161H34ZM177 162V163H180ZM193 161H190V163ZM197 162V161H196ZM207 162V161H206ZM204 162V163H206ZM232 162V161H231ZM236 162V161H235ZM238 162V163H239ZM16 163H18V161H16ZM15 163V164H16ZM176 163V164H177ZM190 163L188 164V167L191 168L195 165L193 164V166L191 167ZM202 163V162H201ZM203 163V164H204ZM219 163V162H218ZM225 163V162H224ZM13 164V165H15ZM181 164V163H180ZM192 164V163H191ZM198 164V163H197ZM233 164V163H232ZM244 164V163H243ZM12 165V164H11ZM12 165V166H13ZM155 166L158 167V170H156L155 168V172L152 171L150 169L151 166ZM200 165V164H199ZM209 166V164H207ZM224 165V164H223ZM234 165V164H233ZM4 166V165H3ZM225 166V165H224ZM228 166V165H227ZM239 166V165H238ZM241 166V165H240ZM1 167V166H0ZM14 167V166H13ZM23 167V166H22ZM20 167V168H22ZM26 167V166H25ZM182 167V165H181ZM199 167V166H197ZM211 167V165L209 166ZM7 170L9 171V166L6 167ZM5 168V169H6ZM11 168V167H10ZM17 168V167H16ZM19 168V167H18ZM180 168V167H179ZM196 168V167H195ZM200 168V167H199ZM201 168L203 169V166H201ZM214 168V167H213ZM239 168V167H237ZM24 169V168H23ZM30 169V168H27ZM27 169H25L27 171ZM166 169V170H165ZM198 169V168H197ZM206 169V168H205ZM210 169V168H209ZM235 169V168H234ZM12 170V169H11ZM10 170V171H11ZM22 171V169H20ZM20 170L18 169V171L20 172ZM180 170V169H179ZM193 170V169H192ZM196 170V169H195ZM204 170V169H203ZM213 170V169H212ZM211 170V171H212ZM236 170V169H235ZM7 171V172H8ZM31 171V170H30ZM29 171V172H30ZM189 171V173H191ZM199 171V170H198ZM207 171V170H206ZM205 171V172H206ZM5 172V171H4ZM179 172V171H178ZM199 172H202L199 171ZM210 172V171H208ZM215 172V171H214ZM230 172V171H229ZM235 172V171H234ZM176 173V172H175ZM187 173V172H186ZM193 173V172H192ZM213 173V172H212ZM220 173V172H218ZM217 173V174H218ZM227 173V171H226ZM231 173V172H230ZM9 174V173H8ZM14 174V172L12 173ZM12 174H9L10 176ZM18 174V173H17ZM22 174V173H21ZM23 174H25V172H23ZM28 174V173H26ZM179 174H183V172L181 171V173L179 172ZM195 174V173H194ZM193 176H197L194 175ZM196 174L197 173L196 171ZM202 176H205L204 173H200ZM207 174V172H206ZM210 174V173H209ZM208 174V175H209ZM214 174V173H213ZM216 174V175H217ZM222 172L220 173V175L218 174L219 177L222 178L221 176ZM7 175V174H6ZM8 175V176H9ZM30 175V174H29ZM177 175V173H176ZM212 175V174H211ZM225 175V174H224ZM232 175V174H230ZM13 177L15 175H12ZM11 176L10 182L7 185L3 184V186H1L0 184V195H3L5 197H7L8 199H11L10 195L11 193H15V192H19L21 193L24 188L22 186V188L20 186L17 185L18 181L16 179H14ZM22 176V175H21ZM24 176V175H23ZM199 176V175H198ZM197 176V177H198ZM216 176V177H218ZM19 177V176H18ZM26 177V176H25ZM28 177V176H27ZM39 177V176H38ZM183 177V178H182ZM186 177H188V175L184 176L182 175L180 177V179L182 178V182H185ZM200 178H198V180H201L202 177L199 176ZM207 177V176H205ZM211 177V176H210ZM227 177V176H226ZM225 177V178H226ZM1 178V176H0ZM9 178V177H8ZM7 178V179H8ZM23 178V177H22ZM35 178V177H34ZM33 178V179H34ZM171 178V177H170ZM179 178V177H177ZM189 179L190 175H189ZM188 179V180H189ZM197 179V178H195ZM212 179V177H211ZM219 179V178H218ZM224 179V177H223ZM20 180V179H19ZM29 180V179H28ZM38 180V178H37ZM174 180V179H173ZM187 180V178H186ZM193 180V179H192ZM197 180V181H198ZM204 181V178L202 179ZM207 180V179H206ZM205 180V181H206ZM2 181V179H1ZM0 181V182H1ZM5 181V180H4ZM9 181V180H8ZM7 181V182H8ZM30 181V180H29ZM27 181V182H29ZM194 182L196 180H193ZM204 181V182H205ZM219 181H223L222 179H220ZM230 181V180H228ZM24 182V179H23ZM22 182V183H23ZM26 182V181H25ZM188 182V181H187ZM185 182V183H187ZM225 183L226 180H224ZM4 183V182H1ZM190 183V182H189ZM193 183V182H192ZM196 183V182H195ZM19 184V183H18ZM24 184V183H23ZM29 184V183H28ZM37 184V183H36ZM35 184V186H36ZM38 184V185H39ZM191 184V183H190ZM189 184V185H190ZM199 184V182H198ZM228 184V183H227ZM5 185V186H4ZM27 185V184H26ZM31 185V184H30ZM177 185V184H175ZM183 185V184H182ZM195 185V184H194ZM201 184H199L200 186ZM203 185H205L203 183ZM220 185V184H217ZM231 186V185H230ZM33 187V186H32ZM30 187V188H32ZM189 187V186H187ZM219 188V186H217ZM217 188V189H218ZM226 189V187H224ZM223 188V189H224ZM229 187H227L228 189ZM33 189V188H32ZM30 189V190H32ZM37 189V188H36ZM35 189V190H36ZM220 189V188H219ZM220 189V190H223ZM26 191V190H25ZM189 191V190H188ZM219 191V190H218ZM226 191V190H225ZM24 192V191H23ZM42 192V191H41ZM187 192V191H186ZM193 192V190H192ZM26 193V192H25ZM203 193V192H202ZM201 193V194H202ZM16 194V193H15ZM34 194V193H33ZM36 194V193H35ZM192 194V193H191ZM190 194V195H191ZM194 194V193H193ZM230 194V193H229ZM233 194V193H232ZM21 195V194H20ZM24 195V194H23ZM26 195V194H25ZM184 195V194H183ZM204 195V194H203ZM234 195H238V194H234ZM244 195V194H243ZM247 195V194H246ZM12 196V195H11ZM31 196V195H30ZM206 196V195H205ZM203 196V197H205ZM239 196V195H238ZM242 196V195H241ZM3 199H6V198ZM10 197V198H9ZM17 197V196H15ZM28 197V196H26ZM25 197V199H26ZM179 197V198H180ZM187 197V196H186ZM201 197V195H200ZM208 197V196H206ZM237 196H235L236 198ZM1 196H0V200H1ZM185 198V197H184ZM243 198V197H242ZM252 198V197H251ZM24 199V198H23ZM23 199H18V203H20V205H18L19 208H21L23 211H27L28 209H30L29 204H30V200L29 202H27L28 200L23 201ZM28 199V198H27ZM33 199V198H32ZM199 199V198H198ZM250 199V198H249ZM12 200V199H11ZM10 200V201H11ZM200 200V199H199ZM208 200V199H207ZM206 200V201H207ZM4 201V200H2ZM9 201V200H8ZM176 201V200H175ZM203 201V200H202ZM210 201V200H209ZM247 201V200H246ZM179 203V201H177ZM5 203V201H4ZM28 203V204H27ZM176 203V202H175ZM177 204V206L179 207V205ZM206 203V202H205ZM210 203V202H209ZM242 203V202H241ZM244 203V202H243ZM175 204V205H176ZM180 204V205H181ZM8 205V204H7ZM10 205V203H9ZM186 205V204H185ZM199 205V204H197ZM212 205V204H211ZM32 206V205H31ZM193 206V205H192ZM240 206V205H238ZM7 207V206H5ZM176 207V208H178ZM198 207V206H197ZM236 207V206H234ZM250 206H247L246 208H239L237 211V217L240 221L243 220V218L246 215H249L252 211H259L262 212L260 210L257 209H248ZM8 208V207H7ZM10 208V206H9ZM8 208V209H9ZM33 208V207H32ZM37 208V209H38ZM174 208V209H172ZM206 208V207H205ZM13 210V209H12ZM16 210V209H15ZM44 211V209H41ZM197 210V209H196ZM237 210V209H236ZM35 211V210H34ZM37 211V210H36ZM11 212V211H10ZM18 212V210H17ZM16 212V213H17ZM0 213L4 216H7L8 213L7 211L0 207ZM43 213V212H42ZM256 213V212H255ZM264 213V212H263ZM262 213V214H263ZM20 214V213H19ZM18 214V215H19ZM28 214L30 215L29 219H34L33 221H36L40 226L44 225V219L42 216H40V214H38L37 212H32L29 211ZM45 214V215H46ZM258 214V212H257ZM260 214V213H259ZM25 214H23L24 216ZM28 215V216H29ZM61 215L60 217L62 218L63 224L59 225L57 223V216ZM236 215V214H235ZM264 215V214H263ZM21 216V215H20ZM228 216V215H227ZM256 216V215H255ZM249 216H247L248 218ZM261 217V216H260ZM264 217V216H263ZM25 219V217H23ZM226 218V220L224 219ZM48 219V218H47ZM28 220V217L27 219ZM119 220L121 222H123V224L125 225V227H122V232L124 231V228L126 229L123 233L117 231L115 228L116 225V221ZM228 220V221H227ZM237 220V219H236ZM24 221V220H23ZM171 221H174L175 223V229H171L172 225H171ZM227 221V222H226ZM234 221V220H232ZM253 221V220H252ZM251 221V223H253ZM260 221V220H259ZM258 221V222H259ZM263 221V220H262ZM27 222V221H25ZM28 222H32L29 221ZM120 222V223H121ZM231 222V221H229ZM228 222V223H229ZM235 222V221H234ZM19 225L21 226V232L22 235L26 238H31L34 237L35 232L30 229L27 225L18 222ZM36 223V224H37ZM119 224V222H117ZM261 223V222H260ZM28 224V223H27ZM31 224V223H30ZM239 224V225H238ZM248 224V223H247ZM250 224V223H249ZM29 225V224H28ZM252 225V224H251ZM46 226V225H45ZM242 226V225H241ZM36 227V226H35ZM118 227V226H117ZM245 227V226H244ZM47 229V230H48ZM246 229V228H245ZM38 231V230H37ZM189 232H191L192 235H188ZM246 232V231H244ZM244 232H241V234ZM43 233V232H42ZM195 234H197L196 238ZM51 235V234H50ZM247 235V234H245ZM244 235V236H245ZM230 239V237H232ZM243 236V237H244ZM49 237V236H48ZM104 237V238H103ZM242 237V238H243ZM246 237V236H245ZM244 237V238H245ZM192 238V239H191ZM237 238V239H236ZM240 238V239H242ZM264 238V237H263ZM263 238L261 240H263ZM49 239V238H48ZM57 239V238H55ZM192 240L194 243L193 245H195L194 249H197L198 254L194 253V252H190L189 249H187V247L185 246V244L187 242H189V240ZM194 239V240H193ZM247 239L248 236H247ZM17 240V239H16ZM58 241V240H57ZM60 241V242H61ZM190 241V242H192ZM242 241V240H241ZM240 241V242H241ZM244 241H246V239H244ZM243 241V242H244ZM250 241V245H251V239H249ZM247 241V242H249ZM255 241V240H254ZM242 243V242H241ZM15 244V243H14ZM189 244V243H188ZM192 245V246H193ZM24 246V245H23ZM243 246V247H242ZM246 247V246H245ZM244 245H241V250L242 248H245ZM251 247V246H250ZM250 247H247L250 248ZM260 247V246H259ZM151 248V249H150ZM222 248V250L224 249ZM240 248V246H239ZM255 248V250L257 251L256 248H258L257 246L253 247ZM252 248V249H253ZM71 249V248H69ZM219 249V248H217ZM232 247L227 250L228 253H230L231 251H234ZM246 249V248H245ZM246 249V250H247ZM226 250V249H224ZM238 250V249H237ZM245 250V253H246ZM251 250V248H250ZM249 250V251H250ZM69 251V250H68ZM195 251V250H194ZM213 251V252H214ZM219 251V250H218ZM244 252V250H242ZM255 251V252H256ZM5 250H3V253L0 254V261H5V263L9 262L7 261L8 259L6 258L5 254H4ZM37 252V251H36ZM216 252V251H215ZM225 253H227L226 251H224ZM236 252V250H235ZM252 253H254V249L253 251H251ZM250 252V254H251ZM40 254V252H38ZM70 253V252H68ZM227 253V254H228ZM232 253V252H231ZM238 253V254H237ZM236 256L234 255H227V258H231L234 259L236 264H239L240 261L239 257H241V254L239 252H237ZM242 253V252H241ZM78 254V255H77ZM240 254V256H239ZM249 255V253H247ZM258 254V251L257 253ZM261 254V253H260ZM259 254V255H260ZM16 255V254H14ZM24 255V254H23ZM43 255V254H42ZM189 255H191L189 257ZM221 256H223L222 254H220ZM218 254V256H220ZM259 255H253L254 257L248 262L244 261L243 264H263L262 262H264L263 260H261V257H259ZM262 255V254H261ZM264 255V252H263ZM38 256V255H37ZM79 256V257H80ZM220 259H223L221 258ZM225 256V255H224ZM25 257V256H24ZM39 257V256H38ZM41 257V256H40ZM197 257V258H196ZM214 257L216 259V256L214 254ZM252 257V256H251ZM264 257V256H263ZM81 258V259H82ZM219 258V257H218ZM43 259V257H42ZM62 259V258H61ZM247 259V260H248ZM40 260V259H38ZM83 260V259H82ZM81 260V261H82ZM91 260V261H90ZM7 261V262H6ZM43 261V260H42ZM94 263H93V262ZM216 261V260H215ZM221 261H225V257L223 260ZM218 261L216 264H221L223 262ZM232 261L233 260H229ZM14 262V261H13ZM12 262V263H13ZM41 262V260H40ZM212 262V261H211ZM221 262V263H220ZM8 264V263H7ZM14 264V263H13ZM213 264V263H210ZM233 264V263H232Z\"/></svg>",
  "mask_w": 264,
  "mask_h": 264
},
{
  "label": "rangeland",
  "instance_id": "374dc122",
  "mask_svg": "<svg viewBox=\"0 0 264 264\" xmlns=\"http://www.w3.org/2000/svg\"><path fill=\"white\" fill-rule=\"evenodd\" d=\"M88 1V2H87ZM86 2H85V0H82L80 3H75V1L74 0H37V1H35V3L34 4H31L32 5V8H26V9H24V8H17V7H12V8H14L13 10H12V8L10 9V10H6V9H4V6L2 5V4H0V9L1 10H3V11H0V57L1 58H3V56H4V58L5 59H7V61L9 62H7L5 59V61L7 62V64L8 65H6V63H5V61L3 60V62H2V60H1V58H0V98H2V99H0V126H2L3 125V123L4 122H6V123H4V125H3V128H2V130H3V132L5 133V136L4 137H0V144H2V146H1V150H0V156H3L4 157V159H3V157L1 158L0 157V176H1V178H0V181H1V179H2V181L1 182H4V183H1L0 182V184H1V186H3V184H5V185H7L8 186V184H9V182H10V179H11V176L12 175H15L13 178L14 179H16L17 181H18V183H17V185L18 186H20L21 188H22V186H23V188H24V192L22 191L21 193H19V192H15V193H11V195H10V197H11V199H8L7 197H5V196H3V195H0L2 198H1V200H0V207H2V208H4L6 211H7V213H8V215L7 216H4V215H2L1 213H0V254H2L3 253V250H5V252H4V254H5V256H6V258L8 259L7 261H9V262H7L8 264H91L90 262L88 263V261H87V263H86V261H84V258H82V256H80V254L78 255V256H76L75 257V254H73L70 250H72V249H74L72 246H69V248H71V249H69L67 246H66V244H64V241L62 242L61 240V238L59 237V236H57V235H52V233H50V231H49V229H48V226H49V222L51 223V221L52 220H49V215L48 214H46V209L44 208V207H36V205H35V199L37 198V197H44V195H43V193L45 192V190H44V188H42L43 186L42 185H40L39 183L41 182V175H38L37 173H34L33 171H32V167L36 164V163H38V162H43V161H45V159L46 160H49L48 158H50L51 157V154H52V156L53 157H55L56 158V160L55 161H59V162H61L62 161V154H61V152H63V150H64V148L66 147L65 145H67V147H68V150H70L71 149V144H72V142H76L77 143V145H78V140L76 139V140H73V139H71L70 137V135H69V132L71 131V129L72 130H75V128H76V133H78L79 134V132H80V134H82L83 132L84 133H89L88 132V130L90 131V133L92 132V129L94 130L95 129V126L93 125L94 124V122H92V119H91V117H87V115L86 114H88V111L87 110H89V109H92V108H97L98 106V104H97V101H95L94 99H95V96H96V93L97 92H100L101 91V87H95V89H94V86H93V83H91L92 82V76L93 75H96V76H98L97 74H99L101 71H102V73H100L99 74V76H100V78L102 77V78H104L103 80H104V82H106L108 79H106L107 77V73H108V71L106 70V66L105 65H99V66H95V63H94V57H91V56H93V53L92 54H90L91 52H89L87 55L85 54V58H84V63L82 62V64H80V63H78L76 60H75V58L73 57V53H72V49H73V42H74V40H76L77 38H79V40H81V37L83 38V39H86L87 40V36H88V34H89V32H88V30H87V28L86 27H84L83 29H82V27L81 26H79V24H78V17H79V11L81 10V8L79 9V7H80V4L81 5H83V4H87V8H86V10H87V12L89 11V10H91L92 9V6H91V3H90V0H87ZM133 0H124V1H119V0H117L116 2L117 3H113V2H108L107 4H105V3H103L104 4V6H105V8H104V6H103V4H102V6H101V12H100V14H101V16H102V18L104 19V21H106V22H110V20H112V21H114V23H116L117 25H118V22L119 23H122L121 22V19H119V18H121V14L124 12L125 14H130V15H133L134 16V14H138L139 12H143V10L145 11L146 10V8H144L143 6H139L137 3H136V0H134L133 2H132ZM168 1V0H167ZM254 1V2H253ZM257 1H259V0H257ZM103 2V1H102ZM120 2H122V3H120ZM256 1L255 0H238V4L235 6L236 8L234 9V13H233V11L231 10V12H232V14H236L237 16H238V18H237V20H240V25H239V30H241V33L239 34V35H237V36H234L233 37V39H234V41H236V44L233 42V39H232V37L231 36H228V35H225V34H223V35H221V34H218L219 36L217 37V33L218 32H225L224 30V26H223V15H221V14H219L218 16L219 17H221V18H219L218 16L215 18V17H211V18H207V19H205V20H203L202 22H201V24L203 25V26H208V27H210L211 29H206L204 32H203V35L201 36H195V37H192V38H190V40L193 42V45H194V47L192 46V48H190V49H188V50H186L187 52H186V56H191V57H199L200 58V56L202 55V53H199V52H203V50L201 49V50H199L200 49V47H196V44H201L202 42H208V38H209V40H210V42H213V46L211 47V49H209L208 51H209V53H208V51H207V55H208V58H209V60H210V62H208V64H209V66H208V64H207V62H206V64H207V66H205V67H201L200 69H198V68H191V67H186V69L185 70H187V75L191 78V79H193L192 80V82L194 83L195 82V84H196V88H197V92H200V94L198 93V95H197V92H194V93H191V95H190V97H191V99L190 100H186V99H183V98H181L180 97V101H182L181 103H182V105L184 104V108L186 109L189 105V108L191 107V109H189V108H187V112H188V114H187V112H185L186 114V118H188L189 117V121H186V123L184 124V127L183 128H185V129H187V130H185V129H183V136L185 135V138H187L188 139V144L190 145V146H186V147H189V148H187L189 151V153L191 154H189V158H188V161L186 162L185 160L184 161H182L181 159H180V157H178L179 158V160L177 159V157L173 160H167V158L165 159V161L166 162H170V161H172L173 162V164H171V166L172 165H174V167H176V169L172 166L171 168L172 169H175V171H174V174L172 173V172H170L169 171V169L164 173V176H165V178H166V176H167V179H169V181L171 182V187L174 189V188H176V189H174V191H178V189H180L181 190V195H182V197H180V195H179V197H178V195L176 196V199H173L174 200V202L172 201V203H173V206H174V208H172V209H174V211L175 210H178L180 207H182L183 205L187 208V210H188V208L189 209H191V208H193L192 209V211H198V210H201V208L202 209H207V210H209L211 213H213V212H218V213H223V217H226L227 219H230L229 221H231V222H229L228 220V222H227V224L228 225H232V226H236V224L237 223H242L241 225H239L240 227H239V231H240V235L238 236V237H240V238H242L245 234H247V235H245L242 239H240V238H236L237 239V242H239V243H237V245L236 246H231L232 244H229V242L231 243V241H232V239L231 238H233V236L232 237H230V239L231 240H229V239H227V244L226 245H228V249H229V251H230V248L232 247L233 249L234 248H236V249H234V251H231L230 253H228V249L225 247H217V248H219V249H215V251L213 252L212 251V253H211V255H210V257H213V258H211V260H210V258H209V263L208 264H210V263H213V264H216L218 261H221V260H223L224 259V257H225V261H221V262H223V263H221V264H236L235 263V261H234V259H231V258H227L228 256L227 255H229V254H231V255H237L238 253L237 252H239L240 254H241V257H239V260L238 261H240V263L239 264H243L244 263V261H242V260H245L246 259V261L245 262H248L249 261V259L251 260L254 256L253 255H259L260 253L262 254H260L259 255V257L260 256H262L261 257V260H263L264 259V255H263V252H264V104L262 103L264 100H262L263 99V97L262 96H260V95H258V94H256L255 93V96H254V94H253V91H252V86H253V84L254 85H257V83L259 82H261L262 80H263V78H261V76L259 77V76H257L254 72H252V71H250V70H248V69H245V67L242 65V63H243V61H246V60H249L250 58H251V55L254 53V52H256V50L255 49H252L251 48V46L249 47V45H247V43L248 42H250L251 41V36H249V34L247 33V32H249V31H252L253 29L254 30H256V29H260V28H262L263 27V25H264V17L262 16V13H264V0H261V1H259V4L260 5H258L257 4V2L255 3ZM227 3V0H217L215 3H213V5L211 4L209 7L208 6H205V5H198V6H195L194 8H193V10L194 11H191L190 13L193 15H195L196 17L195 18H199L200 16L202 17V16H205V17H208V16H212L213 14H215L214 12L216 11V10H219V9H222L223 8V5L224 4H226ZM245 3H247V4H245ZM54 4V5H53ZM90 4V5H89ZM114 4V5H113ZM118 4V5H117ZM123 4L125 5L124 7H122L123 6ZM135 4V6H133ZM241 6H240V5ZM242 4H244V5H242ZM248 4H249V6H248ZM251 4V5H250ZM253 4V5H252ZM50 5V6H49ZM108 5V6H107ZM113 7H111V6ZM120 5H122L121 6V8H120ZM257 5H258V7H260L259 9L261 10H258V7H257ZM262 5V6H261ZM49 6V7H48ZM116 6H119V7H116ZM129 6H131V7H129ZM136 6H138V7H136ZM242 6H244V7H242ZM253 6V7H252ZM41 7H43V9L41 8ZM72 7V8H71ZM103 7V8H102ZM111 7V8H110ZM116 7V8H115ZM126 7V8H125ZM240 7H242V8H240ZM39 8V9H38ZM120 8V9H119ZM134 8V9H133ZM139 8V9H138ZM240 8V9H239ZM252 8V9H251ZM17 9H21V10H17ZM58 9V10H57ZM110 9H111V11L112 12H109L110 11ZM112 9H114V11L115 12H113V10ZM127 9H129V10H127ZM132 11H131V10ZM135 9H136V12H135ZM140 9H142V10H140ZM156 9H159V7L157 8V6L156 7H152V8H149L148 10L150 11V10H152V11H155ZM214 9H215V11H214ZM258 11H257V10ZM39 10V11H38ZM52 10H53V12H59L58 14L61 16V18H59V19H56L53 15H54V13L52 12ZM55 10V11H54ZM68 10V11H67ZM108 10V11H107ZM122 10V12L120 13V11ZM138 10V11H137ZM196 10V11H195ZM201 10V11H200ZM211 10V11H210ZM238 10V11H237ZM239 10H240V14H239ZM251 10H253L252 12H251ZM256 10V12H254ZM22 11V12H21ZM28 11V12H27ZM30 11V12H29ZM66 11V12H65ZM70 11V12H69ZM119 13H118V12ZM151 11V12H152ZM203 11L205 12V14L203 13ZM213 11V12H212ZM25 12H26V14H25ZM32 12V13H31ZM75 12V13H74ZM90 12V11H89ZM118 13L117 15L116 14H114V13ZM202 12V13H201ZM209 12V13H208ZM22 13V14H21ZM24 13V14H23ZM48 13V14H47ZM71 13V14H70ZM107 13V14H106ZM110 15H109V14ZM207 13V14H206ZM258 13V14H257ZM51 14H53V15H51ZM120 14V15H119ZM27 15H28V17H27ZM29 15H31L30 17H29ZM46 15V16H45ZM65 15V16H64ZM69 15V16H68ZM115 15V16H114ZM197 15H199V16H197ZM247 15H249V16H247ZM5 16V17H4ZM10 18H9V17ZM49 16V17H48ZM241 16V17H240ZM17 17V18H16ZM63 17H64V19H63ZM107 17L109 18V19H107ZM110 17H111V19H110ZM115 17H117V18H115ZM255 17H256V19H255ZM258 17V18H257ZM49 18H50V20H49ZM114 18V19H113ZM215 18V19H214ZM254 18V19H253ZM13 19H16L15 21L13 20ZM29 19V20H28ZM32 19V20H31ZM211 19H213V20H211ZM222 19V20H221ZM254 21H253V20ZM263 19V20H262ZM4 20V21H3ZM20 20V21H19ZM25 20H27V21H25ZM41 20V21H40ZM53 22H52V21ZM69 20V21H68ZM108 20V21H107ZM118 20V21H117ZM207 20V21H206ZM210 20V21H209ZM217 20V21H216ZM261 20V21H260ZM64 23H63V22ZM116 21V22H115ZM195 20H193V22H194ZM26 22H27V24H26ZM38 22H41V23H38ZM57 22H58V24H57ZM211 22V23H210ZM212 22H214V23H212ZM216 22V23H215ZM14 23V24H13ZM16 23V24H15ZM30 23V24H29ZM63 23V24H62ZM250 23V24H249ZM255 23V24H254ZM35 24V25H34ZM50 24V25H49ZM115 24V25H116ZM123 24V23H122ZM205 24H207V25H205ZM261 24V25H260ZM31 25V26H30ZM58 25V26H57ZM247 25H249V28L247 29V30H244V28H245V26H247ZM251 25H253V26H251ZM256 25H258V26H256ZM41 26V27H40ZM262 26V27H261ZM12 27V28H11ZM27 27V28H26ZM46 27V28H45ZM69 27V28H68ZM73 27V28H72ZM76 27V28H75ZM258 27V28H257ZM31 28V29H30ZM57 28V29H56ZM65 28L67 29V31L65 30ZM25 29V30H24ZM40 29V30H39ZM53 29V30H52ZM71 29H73V30H71ZM196 29V28H195ZM195 29H193V30H195ZM4 30L6 31V32H4ZM43 30V31H42ZM72 31V32H70V31ZM22 31V32H21ZM49 31H52V32H49ZM59 31H60V33H61V35H60V33H59ZM75 31H76V33H75ZM163 31H167V30H163ZM242 31H243V33H242ZM12 32V33H11ZM15 32V33H14ZM21 32V33H20ZM24 32H25V34L27 33V35L26 36H24L23 37V35H25L24 34ZM35 32V33H34ZM38 32V33H37ZM54 32V33H53ZM85 32V33H84ZM20 33V34H19ZM56 33V34H55ZM208 33V34H210V36L211 37H209L208 36V34H207V36H205L206 34ZM215 33V34H214ZM13 36H11V35ZM23 34V35H22ZM37 34H38V36L39 37H37ZM42 34V35H41ZM47 34L49 35V34H52V35H50V36H47ZM146 35V37H145V35ZM144 34H142L140 37H141V40L142 39H144V40H142V41H145V40H148V41H152L151 43L153 44L154 42L156 43V44H154V47L156 48L157 47V44H158V42H156L157 40L156 39H158L159 37H158V35H156V36H153V35H155V33L154 32H152V33H144ZM153 34V35H152ZM246 34H248V35H246ZM16 37H15V36ZM18 35H19V37H18ZM53 35H55V40H54V36ZM58 35H60V36H58ZM149 35V36H148ZM213 35V36H212ZM246 35V36H245ZM3 36V37H2ZM47 36V37H46ZM64 36V37H63ZM76 36V37H75ZM151 36V37H150ZM245 36V37H244ZM29 37V38H28ZM50 37H51V39H50ZM58 37V38H57ZM60 37V38H59ZM67 37V38H66ZM69 37L71 38L70 40H69ZM204 37H206L207 39H205ZM212 37H214V38H212ZM216 37L218 38V39H216ZM223 37V38H222ZM225 37V38H224ZM229 37H231L230 38V40H229ZM246 37H247V40H246ZM22 38L24 39L23 41V43L21 42L22 41ZM30 38H31V45H30V42H29V40H30ZM40 38V39H39ZM149 38H151V40L149 39ZM200 38V39H199ZM210 38H212V39H210ZM240 38H242V39H240ZM7 39V40H6ZM18 39H19V41H18ZM47 39V40H46ZM53 39V40H52ZM62 39L64 40V42L62 41ZM82 39V41H84ZM153 39H155L154 40V42H153ZM216 40V42L214 41V40ZM224 39V40H223ZM227 39V40H226ZM240 39V40H239ZM6 40V41H5ZM10 40H11V42H10ZM12 40H14L13 41V43H12ZM21 40V41H20ZM44 40V41H43ZM65 40H67V41H65ZM205 40V41H204ZM213 40V41H212ZM250 40V41H249ZM27 41H28V44H27ZM73 41V42H72ZM227 41V42H226ZM232 43H231V42ZM240 41H243V42H240ZM9 42H10V44H9ZM59 42V43H58ZM64 43L63 45H64V48H63V45H61L62 43ZM240 42V43H239ZM245 42H247V43H245ZM14 43H20V44H18V46H20V47H16V44H14ZM26 43V44H25ZM44 43V44H43ZM56 43V44H55ZM66 43H68V44H66ZM217 43H218V45H217ZM229 43V44H228ZM245 43V44H244ZM11 44H12V46H11ZM21 44H23V45H21ZM28 45V47L27 46H25V45ZM38 44H41V45H38ZM44 45V47H43V45ZM230 44H232V46H231V50H230ZM235 44V45H234ZM241 44V45H240ZM46 45V46H45ZM55 47H54V46ZM72 45V46H71ZM156 45V46H155ZM217 45V46H216ZM8 46H10V47H8ZM23 46H25V47H23ZM36 46H38V47H36ZM62 46V47H61ZM70 48H69V47ZM234 46V47H233ZM236 46V47H235ZM240 46V47H239ZM14 47H15V51L13 50L14 49ZM26 47L28 48V49H26ZM30 47V48H29ZM49 47V48H48ZM56 47H58L59 49H57ZM223 47V48H222ZM244 47H246V48H244ZM248 47V48H247ZM35 48V51H33V49ZM40 50H39V49ZM55 48V49H54ZM216 48H219V49H217V50H214V49H216ZM12 49V50H11ZM31 49H32V51H31ZM238 51H237V50ZM243 49H245V52L246 53H244V50ZM246 49H248V50H250V51H248V50H246ZM252 49V50H251ZM9 50V51H8ZM29 50V51H28ZM41 50H44V51H42L41 52ZM52 50V51H51ZM54 50V51H53ZM66 50H68V51H66ZM196 50V51H195ZM211 50H212V52H211ZM230 50V51H229ZM3 51H5L4 53H3ZM11 51H12V54H11ZM27 51V52H26ZM59 51H60V53H59ZM61 51H63L62 53H61ZM198 51V52H197ZM214 51V52H213ZM218 51H220L219 52V56H221V58H219V56H218ZM227 51V52H226ZM14 52V53H13ZM32 52V53H31ZM39 52V53H38ZM50 53V55L52 54V56H50L48 53ZM66 54H65V53ZM210 52H211V54H210ZM215 52H216V55H215ZM240 54H239V53ZM247 52L249 53V52H252V53H250V54H247ZM6 53V54H5ZM7 53H8V55H7ZM17 53V54H16ZM35 53V54H34ZM40 53H43V55H44V58H43V55L41 54L40 55ZM55 53V54H54ZM70 55H69V54ZM72 53V54H71ZM196 53V55H194ZM199 53V54H198ZM242 53V54H241ZM4 54V55H3ZM16 54V55H15ZM25 54V55H24ZM49 55L50 57H51V59L49 58V56H47V55ZM57 54V55H56ZM59 54V55H58ZM64 54V55H63ZM189 54H191V55H189ZM6 55V56H5ZM13 55H14V57H15V59L13 58ZM21 55V56H20ZM41 57H40V56ZM91 55V56H90ZM210 55L211 56H213L214 57V55H215V57H216V59H215V57L214 58H212V57H210ZM11 56V57H10ZM16 56H17V58H16ZM20 56V58H18ZM23 56V57H22ZM25 56H26V58H25ZM28 56V57H27ZM46 56H47V58H46ZM69 56V57H68ZM227 56L229 57L228 59H227ZM22 57V58H21ZM54 57V58H53ZM57 59H56V58ZM64 58V57H66V59L64 58L63 60H62V58ZM225 57V58H224ZM230 57H232V59H230ZM24 58V59H23ZM59 58V59H58ZM223 58L224 59H226V60H224L225 61V63H224V61H223ZM9 59V60H8ZM12 59H14V60H16L15 62H13L15 65H17L16 67L14 66V64L12 63V61L11 60ZM18 59H19V61H18ZM22 61H21V60ZM33 59V60H32ZM47 59V60H46ZM56 59V60H55ZM89 59V60H88ZM176 59H177V61L179 62L178 63V65L180 66V67H184V65H185V62L186 61H183L184 59H183V57L181 56V53L180 52H178L177 53V56H176ZM179 59H180V61L181 62H183V63H181L180 61H179ZM218 59H219V61H218ZM222 59V60H221ZM235 61H237V62H235ZM40 60V61H39ZM44 60V61H43ZM46 60V61H45ZM88 60V61H87ZM93 60V61H92ZM218 61V62H216V61ZM229 60V61H228ZM230 60H232V61H230ZM18 61V62H17ZM25 61V62H24ZM26 61H27V63H26ZM38 63V64H35L36 62ZM50 62V64H49V62ZM56 61H57V64H56ZM58 61H60V63L58 62ZM62 61V62H61ZM65 61V62H64ZM91 61V62H90ZM43 62H44V65H43ZM53 62V63H52ZM67 62V63H66ZM216 62V63H215ZM232 62H235L234 64L232 63ZM240 62V63H239ZM48 63V64H47ZM55 63V64H54ZM62 63V64H61ZM94 63V64H93ZM199 63H201V60H200V62ZM221 63H223V64H221ZM230 64L229 66H230V68L228 67V64ZM12 64H13V67H12ZM18 64H19V66H18ZM25 64V65H24ZM53 64V66H51ZM62 66H61V65ZM85 64H87V66H85ZM210 64H212V65H210ZM216 64H217V66H216ZM222 66H224V67H221V65ZM233 64V67L231 66ZM237 64V65H236ZM240 64V65H239ZM11 65V66H10ZM29 65H30V67H29ZM40 65V66H39ZM44 66V69H43V66ZM50 65V66H49ZM60 65V66H59ZM88 65H90V66H88ZM220 66V68H219V66ZM227 65V66H226ZM238 65H239V67H238ZM25 66L27 67V71H26V68H25ZM33 68H32V67ZM35 66H37V67H35ZM50 68H49V67ZM54 66H56V67H54ZM211 66V67H210ZM5 67V68H4ZM52 67H54V68H56L58 71L60 70V71H63V74H62V72H61V74H60V77L58 78V76H59V72L56 70V69H53ZM60 67V68H59ZM62 67V68H61ZM67 67V68H66ZM82 67V68H81ZM89 67V68H88ZM213 67H217V68H213ZM232 67V68H231ZM238 67V68H237ZM243 67V68H242ZM9 68L11 69H13V70H11V74H10V70H9ZM40 70H39V69ZM85 68V69H84ZM92 68V69H91ZM190 68V69H189ZM202 68H206V69H202ZM209 68V69H208ZM212 68V69H211ZM239 68H242V71H240V70H238ZM17 69V70H16ZM22 69V70H21ZM45 69H47V70H45ZM49 69V70H48ZM52 69V70H51ZM67 69H68V71H67ZM90 69V70H89ZM100 69V70H99ZM211 69V70H210ZM217 69H218V71H217ZM232 70V72L230 71V70ZM237 69V70H236ZM2 70H5V71H2ZM21 70V71H20ZM36 70V71H35ZM39 70V71H38ZM51 70V72L49 73V71ZM89 70V71H88ZM91 70H92V73H91ZM8 72V75H7V72ZM14 71V72H13ZM45 71V72H44ZM57 71V72H56ZM99 71V72H98ZM195 71V72H194ZM203 71L206 73V74H209V72L208 71H211L210 73H213V74H215V76H216V78L218 77L220 80L222 79V80H224L225 81V83L229 86L227 89H225V91H223V92H227L228 90V93H226V95L227 96H225V93H223L222 92V90H223V87L221 86V85H218L219 86V89H218V86L215 88V86H211L209 83H208V80H207V77H206V74L205 73H203ZM236 71H240V72H236ZM6 72V73H5ZM13 72V73H12ZM19 72V73H18ZM20 72H21V74H20ZM29 74H28V73ZM33 72H35V73H33ZM46 72L49 74H46ZM56 74H55V73ZM89 72V73H88ZM199 72V73H198ZM215 72H217V73H215ZM236 72V73H235ZM250 72H252L251 73V75H249L250 74ZM38 73V74H37ZM43 73L44 74H46V75H43ZM52 73H53V76H52ZM71 73V74H70ZM86 73L88 74V76L86 75ZM90 73H91V75H90ZM94 73V74H93ZM103 73H104V75H103ZM191 73V74H190ZM233 73H235V74H233ZM241 73V74H240ZM6 75V76H3V75ZM9 74H10V76H9ZM16 74V77H18L19 78V80H18V78H16V77H14V75ZM24 74V75H23ZM34 74H37V75H34ZM41 74V75H40ZM58 74V75H57ZM169 74V73H168ZM167 74V75H168ZM190 74V75H189ZM216 74H218V75H216ZM12 75V76H11ZM29 75V76H28ZM31 75V76H30ZM39 75V76H38ZM57 75V76H56ZM63 75V76H62ZM68 75V76H67ZM72 75V76H71ZM90 75V76H89ZM232 75H233V77L236 79V80H234V78L232 77ZM241 77H239V76ZM244 75V76H243ZM1 76H3V77H1ZM24 76V77H23ZM36 76H37V78H36ZM46 76V77H45ZM47 76H48V78H50L49 80L51 81L52 80V82L53 83H56V85L55 84H53L52 82H50L49 80H48V78H47ZM51 76V77H50ZM55 76V77H54ZM62 76V77H61ZM237 76V77H236ZM248 76V77H247ZM12 77V78H11ZM14 77V78H13ZM34 77V78H33ZM90 77V78H89ZM92 77V78H91ZM106 77V78H105ZM221 77V78H220ZM239 77V78H238ZM245 77H247L246 79H245ZM255 79H254V78ZM11 78L12 80L13 79H15V80H17L15 83H16V85L18 86H14L15 84H12V80L11 81H9V79ZM21 78H23V80L21 79ZM30 78H31V80H30ZM42 78V79H41ZM52 78V79H51ZM55 78H57L58 79V81H56L57 79H55ZM149 78H151V79H149ZM250 78H252L251 80H250ZM260 80H259V79ZM7 79V80H6ZM25 79V80H24ZM43 79H45V80H43ZM63 79H65V80H63ZM106 79V80H105ZM152 79H155V81L156 80H158V79H156V75L155 74H153V75H151V76H149L147 79H144V86H146L147 87V89H148V92L150 93L151 91H155L156 89H155V85H158V84H160V81L158 82V81H156L158 84H155L156 82L155 81H152ZM167 79V80H166ZM165 80L166 81H164L163 80V82H162V84H161V86L162 85H170L169 86V89H170V87L172 86V88L174 87V83H173V81H171V79L169 78V77H167ZM169 79V80H168ZM240 79H241V81H243V82H241L240 81ZM2 80H3V83H2ZM4 80H6V81H4ZM35 80V81H34ZM200 80V81H199ZM233 80V81H232ZM257 82H256V81ZM259 80V81H258ZM8 81V82H7ZM25 83H24V82ZM28 81V82H27ZM44 81V82H43ZM56 81V82H55ZM64 81H67L66 83L64 82ZM170 81V82H169ZM234 81H235V83H234ZM237 81H238V86L236 85L237 84ZM240 81V82H239ZM247 81H249L248 83H247ZM255 81V82H254ZM5 82V83H4ZM6 82L8 83V84H6ZM10 82H11V84L13 85V87H12V85L10 84ZM19 82H21V83H19ZM43 82V83H42ZM60 82V83H59ZM61 82H62V84H61ZM150 82V83H149ZM155 82V83H154ZM168 82V83H167ZM200 82H202V83H200ZM205 82V83H204ZM245 82V83H244ZM26 83H30L29 85L28 84H26ZM49 83V84H48ZM65 83V84H64ZM74 83H76V84H74ZM90 83V84H89ZM108 81L106 82V83H104V86L106 87V89H107V85H108ZM154 83V84H153ZM235 84L234 86L232 85V84ZM242 83H243V85H242ZM26 84V86H29V87H26V86H24ZM59 84V85H58ZM69 86H68V85ZM72 86H71V85ZM149 84V85H148ZM201 84H203V85H201ZM206 84V85H205ZM230 84V85H229ZM247 84V85H246ZM21 85V86H20ZM31 85V86H30ZM49 85V86H48ZM240 85H242V87L240 86ZM246 86V88L248 87V85H249V87H248V89H246L245 88V86ZM6 86V87H5ZM22 86H24V87H22ZM47 87V89H46V87ZM61 86V87H60ZM93 88H91V87ZM108 86H111V84H109ZM150 86V87H149ZM202 88V89H200V87ZM206 86V87H205ZM208 86V87H207ZM235 87V88H237V89H234L233 87ZM5 87V88H4ZM10 87V89L12 90V91H10V89H8ZM15 87H17V88H15ZM20 87V88H19ZM22 87V88H21ZM43 87V88H42ZM74 87V88H73ZM152 87H153V89H152ZM222 87V88H221ZM6 89L5 91L6 92H4V90L3 89ZM16 90H19V91H16ZM35 90H34V89ZM56 88V89H55ZM62 88H66V89H62ZM67 88H69V89H67ZM97 88H99V89H97ZM167 88H168V86H167ZM171 88V89H172ZM222 90H221V89ZM233 88V89H232ZM244 88V89H243ZM23 89V90H22ZM49 89H51V92H50V90ZM54 89V90H53ZM74 89H75V92H74ZM209 89H211V90H209ZM213 89V90H212ZM216 89V90H215ZM238 89H240V90H238ZM242 89V90H241ZM246 89V90H245ZM2 90V91H1ZM25 90V91H24ZM37 90V91H36ZM56 90V91H55ZM64 90V91H63ZM66 90H68V91H66ZM99 90V91H98ZM108 90V89H107ZM107 90L106 91H104L103 90V88H102V91H103V93H104V95L106 94L107 95V97H109V90H108V93H107ZM220 90H221V92H220ZM237 90L239 91L238 93H237ZM248 90L250 91V92H248ZM21 91V92H20ZM35 91V92H34ZM58 91V92H57ZM94 91V92H93ZM204 91V92H203ZM207 92V94H206V92ZM214 91H216V92H214ZM230 91H231V93H230ZM235 91V92H234ZM8 92V93H7ZM10 92H12L13 93V95H11L12 93H10ZM20 92V94H18ZM30 92V93H29ZM36 92H38V94L41 96H39ZM53 92V93H52ZM68 94H67V93ZM78 92V93H77ZM118 92V91H117ZM216 93V95L214 94V93ZM232 92L235 94H232ZM242 92V93H241ZM247 94H246V93ZM5 93V94H4ZM6 93H7V95H6ZM28 93V94H27ZM73 93V94H72ZM74 93H76V94H78V95H76V94H74ZM80 93L83 95V97L82 96H80ZM119 93V92H118ZM117 93V94H118ZM212 93V94H211ZM224 94V95H222V94ZM237 93V94H236ZM244 93V94H243ZM249 93V94H248ZM2 94V95H1ZM21 94H22V96H21ZM25 94V95H24ZM58 96L59 94L61 95H59V97L60 98H58V97H55L56 95ZM67 94V95H66ZM70 94H71V96H70ZM95 94V95H94ZM116 94V95H117ZM120 94V93H119ZM210 94V95H209ZM213 94H214V96H213ZM221 94V95H220ZM231 94V95H230ZM253 94V96H251ZM3 95H5V96H3ZM30 95V96H29ZM65 96V97H63V96ZM92 95H93V97H92ZM127 95V94H126ZM197 95V96H196ZM206 95V96H205ZM217 95H219V96H217ZM229 95V96H228ZM234 95V96H233ZM242 95V96H241ZM246 95H248L247 97H244V96H246ZM7 96V98H5ZM11 98H10V97ZM24 96H26V97H24ZM33 98H32V97ZM68 96H70V97H68ZM79 96H80V100L78 99L79 98ZM212 96V97H211ZM221 96V98H219ZM237 96V97H236ZM4 97V98H3ZM37 97H38V99H37ZM52 98V100H53V102L55 101V103H54V105H52V106H50L49 105V102H48V98ZM63 97V98H62ZM76 97V98H75ZM194 99H193V98ZM198 97V98H197ZM200 97V98H199ZM206 97V98H205ZM218 98L217 99V101H216V99H213V98ZM223 97H225V99H223ZM232 97V98H231ZM233 97H235V98H233ZM238 97H239V100H241V102L242 103H244V105L243 104H240V106H239V104H238V106H237V103L236 102H239L238 101ZM251 97H252V99L254 100H252L251 99ZM257 97V98H256ZM258 97H260L259 98V100H258ZM10 98V99H9ZM34 98H36V100L34 99ZM40 98H41V101H40ZM55 98V99H54ZM56 98H58V100L56 99ZM64 98L66 99V100H64ZM69 98V99H68ZM73 98H75L74 100L75 101H80V102H75L74 100H73ZM123 98H125L124 96H123ZM209 98H212L210 101H209ZM226 98L228 99V100H226ZM242 98V99H241ZM245 98H246V100H247V102H246V100H245ZM256 98V99H255ZM11 99H13V100H11ZM31 100V101H28V100ZM61 99H63V100H61ZM78 99V100H77ZM229 99H231L232 101V103L230 102V100ZM236 100V101H234V100ZM9 100H10V102H9ZM35 102H34V101ZM38 100V101H37ZM42 100H43V104H42ZM60 100H61V102H60ZM70 100V101H69ZM81 100L83 101V102H81ZM193 100H195V101H193ZM219 100V101H218ZM223 100V101H222ZM224 100H226V101H224ZM258 100V101H257ZM23 101V102H22ZM25 101V102H24ZM28 101V102H27ZM37 101V102H36ZM84 101H86V102H84ZM175 101H177V100H175ZM178 101H179V99H178ZM217 103H216V102ZM249 101H250V103H249ZM253 101V102H252ZM256 101V102H255ZM260 101V102H259ZM2 102H4V103H2ZM8 102V103H7ZM14 102V103H13ZM17 102V103H16ZM33 102V103H32ZM39 102V104H40V106L39 105H37V103ZM64 102V103H63ZM65 102H66V104H65ZM67 102H70V103H67ZM183 102H185V103H183ZM190 102V103H189ZM201 102V103H200ZM209 102H211V103H209ZM214 104H213V103ZM220 102H222L221 104H220ZM224 102H226V104L225 105H227L228 103H229V105H227L226 106V108L228 109V112H227V110L225 109V107L223 108V109H221V107H223L224 106ZM261 103L260 105H258L259 103ZM2 103V104H1ZM10 103H11V105H10ZM18 104L19 106H17L16 104ZM20 103H21V105H20ZM61 103V104H60ZM64 105H63V104ZM82 103V104H81ZM86 103L87 104H89V106H86ZM240 103V102H239ZM251 103L253 104V106L251 105ZM255 103V104H254ZM6 104H8V105H6ZM29 104V105H28ZM32 104V105H31ZM34 104V105H33ZM84 104V105H83ZM97 104V105H96ZM191 104H193V106L195 107H193ZM219 104H220V106H219ZM223 104V105H222ZM231 104V105H230ZM11 106V108H9L10 106ZM15 105H16V107H15ZM36 105V106H35ZM60 107H59V106ZM64 106V108L62 107V106ZM81 105V106H80ZM83 105V106H82ZM95 105H96V107H95ZM188 105V106H187ZM209 105V106H208ZM213 105H215L216 106V108H219V109H215V106H213ZM217 105H218V107H217ZM222 105V106H221ZM251 105L252 107H255L254 108V110H253V108L252 107H249V106ZM32 106V107H31ZM65 106H66V108H65ZM68 106H70L69 107V110H68ZM72 106V107H71ZM79 106V107H78ZM102 106V108L104 107V109L106 108V107H108L109 106V101L107 100V101H105L104 102V106H103V104L101 105ZM229 106V107H228ZM241 106H244L243 108L241 107ZM30 107V108H29ZM39 107V108H38ZM73 107H75V108H73ZM82 109H81V108ZM89 107V108H88ZM197 107L199 108H201V109H204L207 113L205 114V115H203V116H201L200 114H198V113H196V112H194L193 110H195V109H197ZM236 107V108H235ZM239 107H241L242 109H243V111H241V110H239ZM249 107V108H248ZM258 107V108H257ZM15 108V109H14ZM18 108V109H17ZM47 108V109H46ZM50 108V109H49ZM58 108V109H57ZM71 108H73V109H71ZM77 108V109H76ZM8 109V110H7ZM13 109V110H12ZM51 109H52V111H51ZM60 109V110H59ZM64 109V110H63ZM86 110V111H84V110ZM207 109H210V110H207ZM225 109V112H223V110ZM250 109V110H249ZM1 110H3V111H1ZM20 110V111H19ZM24 110H28L27 111V113L24 111ZM50 110V111H49ZM56 110V111H55ZM68 110V111H67ZM75 110V111H74ZM189 110V111H188ZM190 110H192V112H194V113H192ZM241 111L242 112V114H244V115H241L240 113H239V115H237V113L239 112H237V113H235L236 111ZM247 110V111H246ZM261 110V111H260ZM5 111V112H4ZM8 111V112H7ZM10 111H11V113H10ZM15 111V113L13 114V112ZM19 111V112H18ZM61 111V112H60ZM219 111V112H218ZM255 111V112H254ZM22 112H23V114H22ZM40 112V113H39ZM50 112H52V113H50ZM59 112V113H58ZM62 112H63V114H62ZM70 112V113H69ZM73 112V113H72ZM76 112V113H75ZM78 112V113H77ZM211 112V113H210ZM214 112V113H213ZM223 112V113H222ZM245 112H247L246 114H245ZM250 112V113H249ZM253 112V113H252ZM257 112V113H256ZM10 113V114H9ZM31 113H33V115L35 116H33V115H31L30 114V116H31V120L33 121V122H28V124H27V122H26V124H27V126L26 127H28L27 129V131H29V132H31V134L33 135L32 137H33V139H32V137L31 138H24L25 136H24V134H20V132H21V130H22V128L21 127H23V126H20L19 125V122L17 121L18 119L17 118H19L20 116H22V115H24V116H29V114ZM38 113V114H37ZM42 113V114H41ZM196 113V114H195ZM217 113H218V115H217ZM35 114H37V115H35ZM45 114V115H44ZM50 114H51V116H50ZM63 116H62V115ZM72 114H74V115H72ZM81 114H82V117H81ZM84 114V115H83ZM236 114V115H235ZM8 115L11 117H8ZM14 115V116H13ZM19 115V116H18ZM49 115V116H48ZM61 115V116H60ZM68 115V116H67ZM71 115V116H70ZM86 115V116H85ZM192 115H194V116H192ZM214 117V118H212V116ZM235 115V116H234ZM16 116H17V118H16ZM32 116H33V118H35V119H33L32 118ZM38 116V117H37ZM53 116V117H52ZM74 116V117H73ZM79 116V117H78ZM190 116H191V118H190ZM217 116V117H216ZM13 117V118H12ZM63 119H62V118ZM69 117H71V119L69 118ZM200 117H202V119L200 118ZM204 117V118H203ZM211 117V118H210ZM241 117V118H240ZM243 117H245V118H243ZM4 118V119H3ZM7 120H6V119ZM49 118V119H48ZM52 118V119H51ZM66 118V119H65ZM77 118V119H76ZM80 118H82V119H80ZM206 118V119H205ZM244 120H243V119ZM9 119H10V121H11V124H10V121H9ZM15 119H17V120H15ZM37 119H38V121H37ZM54 119V120H53ZM73 119V120H72ZM84 119V120H83ZM86 119H87V121H86ZM91 120V121H89V120ZM204 119V120H203ZM240 119V120H239ZM243 121H242V120ZM2 120H4V121H2ZM34 120H35V122H34ZM40 120V121H39ZM44 120V121H43ZM55 120H56V122H55ZM62 120V121H61ZM83 120V121H82ZM214 120H215V122L218 124L217 126H216V123H214ZM238 121V123H239V125L237 124V122H235V121ZM8 121V122H7ZM14 121H16L15 123H14ZM39 122V124L37 123V122ZM42 121V122H41ZM46 121V122H45ZM60 121V122H59ZM65 121H67L66 122V124L65 125H63L62 124V122L63 123H65ZM82 121V122H81ZM193 123H192V122ZM234 121V122H233ZM242 121V122H241ZM53 122V123H52ZM75 122V123H74ZM76 122H77V124H76ZM81 122V123H80ZM84 122V123H83ZM88 122V123H87ZM90 122V123H89ZM92 122V123H91ZM211 122H212V124H211ZM229 122V124H227ZM232 122V123H231ZM246 122H248V123H246ZM36 123H37V125H36ZM46 123V124H45ZM57 123V124H56ZM61 123V124H60ZM80 123V124H79ZM243 123H246V124H243ZM6 124V125H5ZM14 124V125H13ZM19 125V127H18V125ZM34 124V125H33ZM44 124V125H43ZM69 124V125H68ZM73 124V125H72ZM83 124V125H82ZM89 124L91 125L90 127H89ZM205 126H204V125ZM208 124V125H207ZM223 124V125H222ZM231 124V125H230ZM234 126H233V125ZM244 125V129H243V126L241 127V125ZM12 125V127H11V129H10V126ZM17 125V126H16ZM48 125V126H47ZM58 125V126H57ZM61 125V126H60ZM63 125V126H62ZM73 127H72V126ZM76 125H79V126H76ZM93 125V126H92ZM188 125V126H187ZM220 125V126H219ZM250 125V126H249ZM5 126V127H4ZM39 126V127H38ZM41 126V127H40ZM44 126V127H43ZM66 126V127H65ZM76 126V127H75ZM81 126H82V130H81ZM195 126H197L196 128H195ZM199 126H200V129H199ZM209 126V127H208ZM219 126V127H218ZM227 126V127H226ZM228 126L231 128H229V130H230V132L231 133H229V130H228ZM238 126V127H237ZM250 128H248V127ZM15 128V130H13L14 128ZM17 127V128H16ZM25 127V128H26ZM34 127L36 128V129H34ZM43 127V128H42ZM50 128V130L52 131V137H53V139H52V137L50 136V138H49V140H48V143H47V141H46V143H41L40 142V145H42V146H44V145H46V146H44V147H39L40 145H39V142L37 143L36 142V144H34L35 142L34 141H36L34 138H35V136H36V133H37V136H41L42 135V131H43V129H45V128ZM54 127V128H53ZM61 128V130H59L60 128ZM70 127V128H69ZM72 127V128H71ZM75 127V128H74ZM186 127H188V128H186ZM194 128V130L196 131V133H195V131L193 132V128ZM204 127H205V129H204ZM208 127V128H207ZM212 127H213V129H212ZM256 127H258V128H256ZM20 130H19V129ZM48 128V129H49ZM55 128H56V130H59L60 132H63V136H59V133H58V131L56 132V130H55ZM190 128H192L191 129V131H189L190 130ZM226 128V129H225ZM233 128H234V130H233ZM236 128H240V129H237L236 130ZM245 128H246V130H248V133H247V131L245 130ZM255 128V129H254ZM5 129H6V132H5ZM16 129H18V130H16ZM33 129V130H32ZM64 131H63V130ZM69 129V130H68ZM84 129V130H83ZM85 129H86V131H85ZM91 129V130H90ZM197 129H198V131H197ZM208 129V130H207ZM213 130V132L211 133L210 131H212ZM253 130V132L251 133V131ZM81 130V131H80ZM185 130V131H184ZM224 130V131H223ZM228 130V131H227ZM232 130L234 131V132H232ZM238 130H240V131H238ZM243 130V131H242ZM254 130H256V133H255V131ZM18 131H20V132H18ZM227 131V132H226ZM239 133L238 135L236 134L237 132ZM246 131V132H245ZM11 132H15V134H17V135H15V134H13V133H11ZM34 132H36V133H34ZM189 132H191L190 134H193V135H190L189 134ZM199 132V133H198ZM216 132V133H215ZM236 132V133H235ZM41 133V134H40ZM55 135H54V134ZM68 133V134H67ZM83 133V134H84ZM187 133V134H186ZM198 133V134H197ZM225 133H226V135H225ZM247 133V134H246ZM11 134H13L14 136H12ZM56 134H58L57 135V137H56ZM79 134V135H80ZM196 134V135H195ZM232 134V135H231ZM254 134H256V136L254 135ZM19 135V137H16V136H18ZM67 135V136H66ZM190 135V136H189ZM200 137H199V136ZM225 135V136H224ZM231 135V136H230ZM236 136V139L234 138L235 136ZM20 136L22 137L21 139H20ZM55 136V137H54ZM70 136V137H69ZM192 136V137H191ZM195 136H196V138H195ZM199 138H198V137ZM213 136H215V137H213ZM217 136V137H216ZM228 136H229V138H228ZM234 136V137H233ZM61 139H60V138ZM210 137V138H209ZM225 137V138H224ZM230 137H232V138H234L236 141H237V143H236V141H234V139H231ZM8 138L9 139V141H8V139L6 140V139ZM55 138V139H54ZM58 138V139H57ZM190 138V139H189ZM191 138H193L192 140H191ZM194 138H195V140H194ZM206 138H209V139H207V141L209 142H206ZM214 138V139H213ZM217 138V139H216ZM13 139V140H12ZM27 139V140H26ZM60 139V140H59ZM63 139V140H62ZM64 139H67V140H64ZM69 139V140H68ZM198 139V140H197ZM213 139V140H212ZM216 139V140H215ZM231 139V143H230V140ZM3 140V141H2ZM4 140H5V142H7V143H13V145H9V144H7V143H4ZM28 140L30 141V143H31V146H30V144H28L29 142H28ZM31 140L33 141V142H31ZM51 140V141H50ZM54 140H56V143L54 144V145H52V147L54 148L53 149V152L51 151V152H48V150H47V146H50L51 145V142L52 141H54ZM72 140V141H71ZM201 140V141H200ZM203 140V141H202ZM57 141H60L59 143H57ZM64 141V142H63ZM67 143H66V142ZM195 143H194V142ZM232 141H233V143H234V145H232ZM19 142V143H18ZM70 142V143H69ZM190 142V143H189ZM32 143H33V146L34 147H32ZM73 143V144H74ZM88 143V145L91 143V148L93 147V142H87ZM18 144H20V145H18ZM27 144V145H26ZM70 144V145H69ZM196 144V145H195ZM208 144H210V146L208 145ZM230 144V145H229ZM7 145V146H6ZM18 145V146H17ZM29 145V146H28ZM39 147H37V146ZM77 145H76V147H75V150H79V148L77 147ZM200 145H204V147L203 146H200ZM21 146V147H20ZM71 146V147H70ZM193 146V147H192ZM230 146V148L228 149V147ZM231 146H232V148H234V149H231ZM19 148V149H17L16 150V148ZM31 147V148H30ZM64 147V148H63ZM195 147H198V149H200L201 148V150L200 151H198V152H196L198 149H193V148H195ZM207 147V148H206ZM11 150H10V149ZM23 148V149H22ZM46 150H45V149ZM56 148V149H55ZM70 148V149H69ZM27 149H29V150H27ZM35 149V150H34ZM42 149V150H41ZM66 149V148H65ZM192 149V150H191ZM228 149V150H227ZM18 150H20V151H18ZM61 150V151H60ZM196 150V151H195ZM207 150V151H206ZM212 152H211V151ZM214 150V151H213ZM236 150H237V153H236ZM9 151H10V153H9ZM15 151V152H14ZM17 151V152H16ZM21 151H23V153H24V155H23V153L21 152ZM27 151V152H26ZM38 153H37V152ZM57 151V152H56ZM60 151V152H59ZM209 151V153H207ZM225 151V152H224ZM233 151H235V152H233ZM15 153V156L13 155L14 153ZM44 152V154H42ZM48 152V154H45V153H47ZM55 152V153H54ZM206 154V157H205V155H204V153ZM224 152V154H223V156H222V153ZM227 152H230V153H227ZM236 153V154H233V153ZM4 153V154H3ZM8 153V154H7ZM13 153V154H12ZM21 153V154H20ZM29 153H32L33 154V156L32 157H30V159L29 160H25V159H28V154ZM40 153V154H39ZM227 153V156L225 155ZM10 154V155H9ZM27 154V155H26ZM42 154V155H41ZM54 154H55V156H54ZM58 156H57V155ZM198 154V155H197ZM202 154V155H201ZM220 154H221V156H220ZM233 156H235L236 158H237V160L235 159V157H233ZM6 155V156H5ZM17 155H20V157L19 156H17ZM22 155H23V157H24V159H23V157H22ZM37 155V156H36ZM193 155V156H192ZM215 155V156H214ZM8 156V157H7ZM44 156V157H43ZM201 156H204L205 158V161L204 160H200V157ZM213 156V157H212ZM231 156V157H230ZM10 157V158H9ZM13 157V158H12ZM27 157V158H26ZM48 157V158H47ZM231 159H230V158ZM9 158V159H8ZM14 158H16L14 161H13V159ZM20 158H22L23 160L22 161H24V162H22L21 161V159ZM62 158V159H61ZM192 158H193V160H192ZM220 158H221V160H220ZM5 159H7V160H5ZM40 159V160H39ZM75 160V157H73V158H71L70 160ZM207 159V160H206ZM209 159V160H208ZM216 159V160H215ZM223 159V160H222ZM226 159V160H225ZM9 160L11 161V162H9ZM39 160V161H38ZM43 160V161H42ZM178 160V161H177ZM180 160H181V162H180ZM193 161V162H191L190 163V161ZM212 160V161H211ZM229 160V161H228ZM241 160V161H240ZM16 161H18V163H16ZM29 161V162H28ZM35 161V162H34ZM180 162V163H177V162ZM197 161V162H196ZM207 161V162H206ZM208 161H211V162H208ZM232 161V162H231ZM236 161V162H235ZM240 161V162H239ZM9 162V163H8ZM21 162L22 163H24V164H22L21 165ZM202 162V163H201ZM204 162H206V163H204ZM219 162V163H218ZM225 162V163H224ZM239 162V163H238ZM16 163V164H15ZM177 163V164H176ZM190 163V165H191V167L193 166V164H195L192 168H191V171L193 172H191L190 171V166L188 167V164ZM198 163V164H197ZM204 163V164H203ZM234 165H233V164ZM244 163V164H243ZM13 164H15V165H12ZM200 164V165H199ZM207 164H209V166L211 165V167H209ZM225 166H224V165ZM4 165V166H3ZM181 165H182V167H181ZM228 165V166H227ZM239 165V166H238ZM241 165V166H240ZM9 166V171L7 170V168L6 167H8ZM23 166V167H22ZM26 166V167H25ZM156 166V165H155ZM154 165L153 166H151L150 167V169L152 170V171H154L155 170V168H156V170L155 171H157L158 170V167H155ZM197 166H199V167H197ZM201 166H203V169L201 168ZM11 167V168H10ZM17 167V168H16ZM19 167V168H18ZM20 167H22V168H20ZM180 167V168H179ZM196 167V168H195ZM214 167V168H213ZM237 167H239V168H237ZM6 168V169H5ZM24 168V169H23ZM27 168H30V169H27ZM198 168V169H197ZM206 168V169H205ZM210 168V169H209ZM236 170H235V169ZM12 169V170H11ZM18 169L20 170V169H22V171L20 170V172L18 171ZM25 169H27V171L25 170ZM180 169V170H179ZM193 169V170H192ZM196 169V170H195ZM213 169V170H212ZM11 170V171H10ZM31 170V171H30ZM166 170V169H165ZM201 171L202 170V172H199V171ZM207 170V171H206ZM212 170V171H211ZM5 171V172H4ZM8 171V172H7ZM30 171V172H29ZM154 171V172H155ZM181 173V171L183 172V174H179L178 175V173L179 172ZM189 171L191 172V173H189ZM196 171H197V173H199V174H196ZM207 172V174H206V172ZM208 171H210V172H208ZM215 171V172H214ZM226 171H227V173H226ZM231 173H230V172ZM235 171V172H234ZM14 172V174H12ZM23 172H25V174H23ZM177 173V175H176V173ZM187 172V173H186ZM214 174H213V173ZM218 172H222V174H221V176H222V178L221 177H219L218 176V174L220 175V173H218ZM12 174L11 176L9 175V174ZM18 173V174H17ZM22 173V174H21ZM26 173H28V174H26ZM195 173V174H194ZM200 173H204V175L205 176H207V177H205V176H202ZM210 173V174H209ZM218 173V174H217ZM7 174V175H6ZM30 174V175H29ZM193 174L194 175H199V176H201L202 177V179L204 178V181L201 179V180H198V178H200L199 176L197 177V176H193ZM209 174V175H208ZM212 174V175H211ZM217 174V175H216ZM225 174V175H224ZM230 174H232V175H230ZM9 175V176H8ZM22 175V176H21ZM24 175V176H23ZM182 175H188V177H186L187 178V180H186V178L185 179H183V180H185V182H187V183H185L184 181H183V183H181L182 181V178L180 179V177L182 176ZM189 175H190V178L191 179H189ZM19 176V177H18ZM26 176V177H25ZM28 176V177H27ZM39 176V177H38ZM212 177V179H211V177ZM216 176H218V177H216ZM227 176V177H226ZM9 177V178H8ZM23 177V178H22ZM35 177V178H34ZM171 177V178H170ZM177 177H179V178H177ZM223 177H224V179H223ZM226 177V178H225ZM8 178V179H7ZM34 178V179H33ZM37 178H38V180H37ZM195 178H197V179H195ZM219 178V179H218ZM20 179V180H19ZM23 179H24V182H23ZM30 181H29V180ZM174 179V180H173ZM189 179V180H188ZM196 180L195 182L193 181V180ZM220 179H222L223 181H219ZM5 180V181H4ZM9 180V181H8ZM198 180V181H197ZM224 180H226V182L228 183H225L224 182ZM228 180H230V181H228ZM8 181V182H7ZM26 181V182H25ZM27 181H29V182H27ZM181 181V182H180ZM24 184H23V183ZM191 184H190V183ZM193 182V183H192ZM198 182H199V184H201L200 186H199V184H198ZM29 183V184H28ZM37 183V184H36ZM203 183L205 184V185H203ZM27 184V185H26ZM31 184V185H30ZM35 184H36V186H35ZM39 184V185H38ZM175 184H177V185H175ZM183 184V185H182ZM190 184V185H189ZM195 184V185H194ZM217 184H220V185H217ZM4 185V186H5ZM231 185V186H230ZM33 186V187H32ZM187 186H189V187H187ZM217 186H219V188L220 189H223L224 187H226V189L224 188L223 190H220ZM30 187H32V188H30ZM227 187H229L228 189H227ZM37 188V189H36ZM218 188V189H217ZM30 189H32V190H30ZM36 189V190H35ZM26 190V191H25ZM189 190V191H188ZM192 190H193V192H192ZM219 190V191H218ZM226 190V191H225ZM42 191V192H41ZM187 191V192H186ZM26 192V193H25ZM203 192V193H202ZM34 193V194H33ZM36 193V194H35ZM192 193V194H191ZM194 193V194H193ZM202 193V194H201ZM230 193V194H229ZM233 193V194H232ZM21 194V195H20ZM24 194V195H23ZM26 194V195H25ZM184 194V195H183ZM191 194V195H190ZM204 194V195H203ZM234 194H238V195H234ZM244 194V195H243ZM247 194V195H246ZM31 195V196H30ZM200 195H201V197H200ZM208 196V197H206V196ZM242 195V196H241ZM15 196H17V197H15ZM26 196H28V197H26ZM37 196V197H36ZM187 196V197H186ZM203 196H205V197H203ZM235 196H237L236 198H235ZM6 198V199H3V198ZM9 197V198H10ZM25 197H26V199H25ZM36 197V198H35ZM185 197V198H184ZM243 197V198H242ZM252 197V198H251ZM24 198V199H23ZM28 198V199H27ZM33 198V199H32ZM35 198V199H34ZM183 198V200H184V203H182L181 204V199ZM200 200H199V199ZM250 198V199H249ZM18 199H23V201H25V200H28L27 202H29V200H30V204H29V207H30V209H28L26 212L25 211H23L21 208H19L18 207V205H20V203H18L19 201H18ZM208 199V200H207ZM2 200H4L5 201V203H4V201H2ZM9 200V201H8ZM11 200V201H10ZM176 200V201H175ZM203 200V201H202ZM207 200V201H206ZM210 200V201H209ZM247 200V201H246ZM177 201H179V203L177 202ZM178 203V205H179V207L177 206V204L176 203ZM206 202V203H205ZM210 202V203H209ZM242 202V203H241ZM244 202V203H243ZM9 203H10V205H9ZM8 204V205H7ZM28 204V203H27ZM176 204V205H175ZM181 204V205H180ZM186 204V205H185ZM197 204H199V205H197ZM212 204V205H211ZM32 205V206H31ZM193 205V206H192ZM238 205H240V206H238ZM5 206H7L8 208H9V206H10V208L8 209L7 207H5ZM183 206V207H184ZM198 206V207H197ZM234 206H236V207H234ZM247 206H250L248 209H257V210H260V211H262V212H259V211H252L249 215H246L244 218H243V220L242 221H240L239 219H238V217H237V211H238V209L239 208H246ZM33 207V208H32ZM176 207H178V208H176ZM182 207V208H183ZM184 207V209L186 210V208ZM206 207V208H205ZM38 208V209H37ZM13 209V210H12ZM16 209V210H15ZM41 209H44V211L43 210H41ZM197 209V210H196ZM237 209V210H236ZM252 209V210H253ZM17 210H18V212H17ZM35 210V211H34ZM37 210V211H36ZM11 211V212H10ZM29 211H32L33 213L34 212H37L38 214H40V216H42L43 217V219H44V225H39L36 221H33L34 219H29V217H30V215L28 214V212ZM17 212V213H16ZM43 212V213H42ZM256 212V213H255ZM257 212H258V214H257ZM20 213V214H19ZM260 213V214H259ZM263 213V214H262ZM19 214V215H18ZM23 214H25L24 216H23ZM46 214V215H45ZM236 214V215H235ZM21 215V216H20ZM29 215V216H28ZM228 215V216H227ZM256 215V216H255ZM61 215H59V216H57L56 218H57V223L59 224V225H61V224H63V221H62V216L60 217ZM247 216H249L248 218H247ZM261 216V217H260ZM23 217H25V219L23 218ZM27 217H28V220L29 221H32V222H28V220H26L27 219ZM48 218V219H47ZM226 218H224L225 220H226ZM50 219H51V217H50ZM237 219V220H236ZM24 220V221H23ZM232 220H234V221H232ZM253 220V221H252ZM260 220V221H259ZM263 220V221H262ZM25 221H27V222H25ZM251 221L253 222V223H251ZM259 221V222H258ZM18 222H20V223H23V224H25V225H27L30 229H32L34 232H35V235H34V237H31V238H26V237H24L23 235H22V232H21V226L19 225V223ZM117 222H119V224L117 223ZM121 221H119V220H117L116 221V225H115V229L117 230V231H119V232H121V233H123L127 228L125 227V225L123 224V222H121ZM261 222V223H260ZM29 225H28V224ZM31 223V224H30ZM37 223V224H36ZM248 223V224H247ZM250 223V224H249ZM252 224V225H251ZM46 225V226H45ZM48 225V226H47ZM171 225H172V227H171V229H175V223H174V221H171ZM36 226V227H35ZM118 226V227H117ZM245 226V227H244ZM122 227H125L124 228V231L122 232ZM237 227V226H236ZM246 228V229H245ZM48 229V230H47ZM38 230V231H37ZM244 231H246V232H244ZM43 232V233H42ZM241 232H244V235H243V233L241 234ZM51 234V235H50ZM188 235H192L191 234V232H189V234ZM49 236V237H48ZM196 236H197V234H195V237H194V239L196 238ZM247 236H248V238L249 239H251V245H250V241H249V239H247ZM49 238V239H48ZM55 238H57V239H55ZM104 238V237H103ZM263 238V240H261ZM17 239V240H16ZM192 239V238H191ZM189 240V242H187L186 244H185V246L187 247V249H189L190 250V252L192 253V252H194V253H196L197 252V249H194L195 248V245H193V241L192 240ZM193 239V240H194ZM234 239V238H233ZM244 239H246V241H244ZM58 240V241H57ZM242 240V241H241ZM255 240V241H254ZM61 241V242H60ZM190 241H192V242H190ZM242 243H241V242ZM244 241V242H243ZM247 241H249V242H247ZM233 242V241H232ZM15 243V244H14ZM189 243V244H188ZM195 244V243H194ZM24 245V246H23ZM193 245V246H192ZM241 245H244V247L247 249V247H250L251 248V250H250V248H248L247 250L244 248H242V250H244V252L241 250ZM239 246H240V248H239ZM258 247V248H256L257 249V251H258V254H256L257 253V251L255 250V248H253V247ZM260 246V247H259ZM243 247V246H242ZM222 248H224V249H226V250H222ZM254 249V253H252L251 251H253V249ZM151 249V248H150ZM233 249H231V250H233ZM238 249V250H237ZM69 250V251H68ZM195 250V251H194ZM219 250V251H218ZM235 250H236V252H235ZM245 250H246V253H245ZM250 250V251H249ZM37 251V252H36ZM224 251H226L227 253H225ZM256 251V252H255ZM38 252H40V254L38 253ZM68 252H70V253H68ZM242 252V253H241ZM250 252H251V254H250ZM237 253V254H236ZM247 253H249V255L247 254ZM14 254H16V255H14ZM24 254V255H23ZM43 254V255H42ZM196 254H198V252L196 253ZM214 254H215V256H216V259H215V257H214ZM218 254L220 255V254H224L223 256H221V258H223V259H220V256H218ZM240 254H239V256H240ZM39 257H38V256ZM25 256V257H24ZM41 256V257H40ZM80 256V257H79ZM191 255H189V257H190ZM252 256V257H251ZM42 257H43V259H42ZM192 257V256H191ZM219 257V258H218ZM62 258V259H61ZM83 260H82V259ZM197 258V257H196ZM249 258V259H248ZM38 259H40L41 260V262H40V260H38ZM248 259V260H247ZM43 260V261H42ZM82 260V261H81ZM216 260V261H215ZM229 260H233V262L232 261H229ZM14 261V262H13ZM91 261V260H90ZM212 261V262H211ZM216 262V263H214V262ZM264 261V260H263ZM13 262V263H12ZM93 262V261H92ZM7 263H5V261H0V264H7ZM94 263V262H93ZM263 264H264V262H262ZM206 264V263H205Z\"/></svg>",
  "mask_w": 264,
  "mask_h": 264
}]
</instances>
